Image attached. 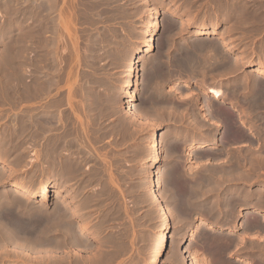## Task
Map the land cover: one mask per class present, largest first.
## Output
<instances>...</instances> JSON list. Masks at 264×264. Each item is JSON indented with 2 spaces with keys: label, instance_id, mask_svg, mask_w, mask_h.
I'll use <instances>...</instances> for the list:
<instances>
[{
  "label": "rangeland",
  "instance_id": "obj_1",
  "mask_svg": "<svg viewBox=\"0 0 264 264\" xmlns=\"http://www.w3.org/2000/svg\"><path fill=\"white\" fill-rule=\"evenodd\" d=\"M47 1H49V0H46V1L40 0L41 6H42L41 7L40 2L38 0L37 1L36 0H26L24 2H23V0H5V1L0 0V2H1L0 3V20H1L0 21V31H1L0 32V73L2 75H4V77L0 76V85H1L0 86V91H1L0 92V109H1L0 110V116L3 114H6V115H4V118H3V116H1L3 119L0 117V129L4 128L0 131V133L1 132L4 133V134H0V138L2 137L1 138L2 140L0 139V158H1V155L5 153L3 155L4 157L3 156L2 157L3 158L6 157L7 161L10 162V166H12L14 168L13 172L17 171V173L16 172H14V173L9 172L8 171L9 167H7V166L1 167L0 166V173H1V177H0V192H1V194H0V196L5 195L7 198L10 197V198H8L9 201H12L14 199L15 201L14 200L13 201H14V204L16 206L18 205V202H20V203L23 201L26 202V203L23 202L25 208H22L23 207L22 203L19 204L17 207L15 206L14 215L16 216L19 214L18 215L19 217L16 216L18 219L24 221L25 223L28 222V224H25L27 227V228L26 227L25 228L27 230L25 229L26 231L22 232L23 234H24V232L26 234H24V237H23V234H21V236H20L21 240L23 238L22 242L25 243L26 247H24L23 249H21V248L18 249L16 247H14L13 244L6 245L5 246L6 248H4V249H1V247H0V256H1L0 257V264H2V263L3 264H12V263H15V264H18V263L19 264L20 263L21 264H33V263L34 264H36V263L37 264H190L191 263L190 258H192V256H193V259H195L198 264H210V263L212 264L213 262H214V264H224V261H220V260L221 259L223 260L224 257H228V256H230L231 259L230 258H227V259H230V262H232L233 264H238L239 262H241V264L242 263L244 264L245 263L244 261L247 262L250 260H252V261H250L251 264L252 263L258 264V261L260 262L259 264H261V263L264 264V260H262V262H261L259 257L257 256V255L260 256V254L262 252L263 257H261V259H264V247H263L264 245L260 244V243L264 242L263 241L264 232L259 231L260 232V234H259V232L256 229H253V230L251 229V230H248V232L250 231L248 233L247 230H245L243 228V226H244L243 222L245 224L246 223L245 221L248 220L247 219L244 221V219L247 218V215L249 214V213L246 214L245 215L246 217H244L243 212H246V211L249 212L253 208L257 207L256 203L254 204V201H255V191H256V188H257V185L259 182V180L257 179L259 169L257 170V166H256L257 165V163H256L257 159L255 160V158H256V155L258 154V153L256 154V150L258 151L260 148L259 144H258V142H259V139H258L259 134L258 133H260L261 131L259 132V130H262L264 132V127H263L264 126V121H263L264 120V108H263L264 105L262 104L263 107L259 106L257 104V102L255 104H253L256 101L255 96H256V92H257V89L255 88V80H256L255 78H257V77L254 76V73H255L256 68H257L256 58L260 55H264V0H215V2H214V0H159V1L158 0H151V1L150 0H147V1H145V0H141V1L140 0H134V1H132V0H118V1L110 0L112 3L109 2V4L105 3L104 0H96L97 3H96V1L94 2V0H90V1L87 0V2H86V0H85V2L82 0H79V2H81V4H79L77 2V0H75V2L73 0H70L71 1L70 3L72 5L69 4V0L68 1L67 0H64V1L61 0L60 4L65 3V4L61 5L62 6L61 8H63V10H64V7L65 8L68 7V10L66 9L64 11H61V13H60L61 15H66L69 12V16H68V14L66 16H68L70 19L67 17V18H65V20L63 19L64 16L60 17V19H59L58 16H60V14L59 15L57 13H56V15L50 14L49 11H47V9H46L47 8L46 6L48 5V4H46ZM101 1L104 4H106L107 6L106 5L103 6V3H101ZM136 1H137V4H136ZM154 1H156V2H154ZM7 2L9 4H7ZM36 2L37 3L39 2V3L37 4ZM42 2H43V5H42ZM88 2H90L89 4H91L90 5L91 7L94 4L92 7L93 11H92V9H89L91 7L89 6ZM121 2H122V5H121ZM230 2H231L233 7L228 6V4L231 5ZM67 3H68V6H67ZM114 3L116 4V7H115ZM73 4H75V5H73ZM78 4L81 6H79ZM95 4H97L96 7L98 8L97 9V12L99 11L98 13H95V11H96V9H95L96 7H94ZM132 4H134V5H132ZM221 4H223V5H221ZM76 5L78 6V9H79L78 13H75L76 12L75 9L71 8L72 10H74L73 12L71 11V9H69L70 7L74 8ZM84 5H88V6H85V7H87L86 10H85ZM100 5H102V6H100ZM135 5H137V6L139 5V6L137 7ZM186 5L187 6L189 5L190 10L188 9V7ZM195 5H196V7H195ZM27 6H28V8H27ZM36 6H38L39 10L37 9ZM119 6L121 9L122 8H124V9H122V10L119 9ZM127 6H128V8H127ZM43 7H45L46 10H44ZM101 7L103 8L102 9L103 12L101 10ZM139 7H140V11H142V12L139 11ZM81 8H83L81 10L83 13L79 12ZM104 8L106 9L105 12H104ZM149 8H150V10H149ZM182 8H183L185 13L183 12V10H181ZM195 8H197V9H195ZM16 9H18V10H16ZM32 9H33V11H32ZM36 9L38 10V13H39V15H38L39 19H38L37 23L39 24V28L41 27L39 29V31L43 29L41 32H39L40 34H39L38 41L34 40V37H33V35H34L33 34V27L36 24L34 21L35 14L37 13ZM87 9H89L88 12H87ZM126 9H128L129 11L131 9L132 13L128 14L126 12ZM142 9H144V10L147 9V10H149V12L144 11ZM209 9L211 12L209 11ZM222 9H224V10L222 11ZM109 10L112 13L111 17H110L111 13L108 12ZM123 10H125L127 15H124ZM154 10H156V12H157L156 17H154V14H153ZM191 10H192V12H190ZM65 11L66 12L68 11V12L66 13ZM114 11H115V14H117L116 15L117 17L114 16L115 15ZM117 11H119V12L117 13ZM134 11H136L137 13ZM193 11H195V12H193ZM208 11H209V13H208ZM33 12H34V14H33ZM100 12H101V14H100ZM106 12H108L109 14ZM222 12H223V15H222ZM73 13H75L74 16L76 15L75 19H74ZM79 13L81 16L79 15ZM87 13L89 15L90 14H92V15L89 16ZM41 14H42V17L44 19H41L42 18ZM49 14L51 16L52 15L55 16L54 20H56V23H58L59 25L60 24L62 25L65 21L67 22V20H70L69 22H67L68 25L65 24L67 30H66V28H64L65 26L64 27L61 26L60 29L63 32L61 31L62 34H61V32L59 34H57L58 36L61 34L60 36H62V37L59 36L56 39V37H54L56 34L52 33L53 32L52 30L50 31L48 25L46 27L44 22L41 23L42 21L45 20V18H47L46 15L50 16ZM70 14H72L73 17H71ZM96 14H98L100 17L97 16ZM83 15L85 17H82ZM132 15H134L135 17ZM208 15H209V17L212 16L211 17L212 20L215 19L216 17L219 19V25L217 28L218 33L217 34H211V35H205V36H207V38H209V40H212V41H219L220 42L222 40L223 41L226 40L225 45L219 46V49L222 53V54L219 53V55L224 57V58L226 57V59L229 57L228 60L230 61V60H232V55L234 56V54L236 53L235 55L238 54V55L246 56L250 61H252V64H250V65H247L248 63L238 64V65H240V66H237V68L239 70L236 68L238 71H236V69H235V71H232V72L229 71V73L231 75L227 74L228 72H226L227 75L223 74V75H221L222 77L221 76L216 77L217 78L216 81L212 82V84L215 86L220 85V84H221L220 85L221 87L223 86L222 88L226 92L225 98H227V93L229 92L228 95H230V98L228 96V98H227L228 100L224 98L221 101V103L219 102V105H221V106H223V105L225 106L226 104H227L226 106L230 105L231 98H232V91H233L234 87H237V90H238L237 92L239 93L238 103L240 104V106L237 103V106L235 107V109H237V110H235L233 112V121L235 119L234 113L237 111H238V113L240 112L241 114L243 112V114H244L243 117L239 118L242 121H244L246 119L245 115H247V114H251L252 112L253 113L256 112L254 114L255 116L257 114L256 121L254 122L253 119L251 120L252 125H251V123L250 124L242 123V125L244 127H248L250 130H254L255 132L252 134L243 133V135H244L243 138L241 137V138H239V140H235V142H234V140L231 141V140H228L225 137H223V135L225 133L224 131L227 130V128L225 126V125H227V122L225 123L224 120H222V118H218V117L215 118V116L211 117L212 115H210L208 117L206 116L208 118V120L213 122L210 125L211 129L206 131L207 133L205 132L206 134L205 133H203V134H195V133L191 134V124L188 122V120L191 119V117H198V115H195L194 112L191 113L192 112L191 111V92H193L195 90V87H196V84L198 81L195 80L191 83V81H190L191 75L189 76L188 73L185 72V69L182 71L180 68L181 72H180V70H177L174 72V69L179 68V67L176 68L178 66L176 61H177L178 55H180L182 53L181 50L178 49V46H180L178 43H180L181 40L183 41V40H186L189 38L187 40V41H189L191 38H193V35L191 33L194 31V25H196L197 23H200L201 20L204 19L203 23L209 25L212 20L210 21L209 19H207ZM91 16H93V17H91ZM106 16L108 17V19ZM113 16H114V19H112ZM130 16H132V18ZM78 17L81 18L82 20L79 19ZM71 18H73V19H71ZM87 18L88 19L90 18V20H88ZM109 18H111V19H109ZM117 18H119V19H117ZM122 18L124 20H127V23ZM144 18H145V21L143 22L142 20H144ZM180 18L182 19V21H184L186 19H192L193 23L191 24V22H187L184 24L182 22V24H181L180 23L181 20H179ZM116 19L118 21H116ZM57 20H58V22H57ZM60 20H62V21L64 20V22L62 23V22H60ZM168 20L169 21L172 20L174 23H172V21L169 22ZM175 21H177V22H175ZM83 22H85V23H83ZM93 22H94V24H93ZM130 23H132V24H130ZM69 24H72V26ZM73 24H76V25H73ZM120 24H122V25H120ZM180 24L184 25V26L181 27ZM42 25H45L44 26L45 28L42 27ZM125 25H127V26H125ZM164 25H166V26H164ZM132 26L134 29L132 28L133 29L132 30L131 28H129V30H128V27H132ZM179 26H180V28H179ZM9 28H10V30H9ZM71 28L75 29L76 31L72 30ZM184 28H185V30H183ZM229 29L232 30V32ZM68 30H70V31H68ZM49 31L51 32L50 36H49V33H50ZM125 31L126 32L130 31L131 33L132 32L133 33L131 34L129 32L130 33L129 34V33H126ZM45 33H47V34H45ZM150 33L153 35L152 38H154L155 45L157 48L155 47L156 49L154 48L153 51H151L150 53H143L142 48L144 47L145 43L147 42ZM43 35H45V36H43ZM171 35H173V36H171ZM216 35H217V37L215 38ZM51 36H53L54 39L51 38L53 40L50 39ZM112 36H114V37H112ZM128 36H130L131 38H129ZM165 36L167 38L170 37L172 39V41L170 38H168L169 40H167V42H164L163 44H161V41L163 38H165ZM210 36L211 37L213 36L214 38L213 37L211 38ZM160 39H161V41H160ZM217 39H219V40H217ZM49 40L51 43L49 42ZM57 40L58 41L60 40L61 42H58ZM53 41H54V43L57 41V43H55V44L59 45V47L57 45H55L53 43ZM35 42H38V43L35 44ZM108 42H110V43H108ZM172 42H174L173 43L174 45L172 44ZM157 44L159 45V47ZM167 44L171 47H168ZM229 44L232 46H230ZM160 45H161V47H160ZM172 45L175 47H173ZM227 45H229V46H227ZM50 46H51V48H50ZM54 46H56L55 49L57 51L59 50L58 52L56 50H54ZM162 46H165V47H162ZM219 49H218V51H219ZM51 52H53V53H51ZM169 52H170V54H169ZM49 53H50V55H49ZM54 53H56L57 56H56V54L54 55ZM173 53L175 54V56ZM42 54H43V56H42ZM172 54H173L174 58H173ZM176 54H177V56H176ZM48 55H49V57H48ZM140 55L143 56L141 63H143L144 66H142L143 64H141V63L136 65L134 75H133V78L135 79V85L137 84V82H136V80L138 78L137 74L139 73L140 69L144 68L145 72L147 71V73L148 72L150 73V74L148 73L147 76L149 75L148 77H150V79H151V80L149 79V81H151L150 82L151 87L154 86V85H152L153 83H156V86L152 87V89L154 90L155 87H157V85H158V87H157L158 91L157 92H159V93H157V94H160L159 95L160 99L158 100V98H159L158 97L157 99H155L154 103H152V104L146 103V99L148 98V96H145V95L148 94L147 92H145V94L142 93V95L139 96L138 106H139L141 113L144 115V118H142V119H140V118L138 119V118L132 116L125 108L127 105L126 102H127L128 93H129V89H127L125 87L126 80H127L126 79L127 78V75H126L127 74V67L129 64L128 62H130L131 59H134L135 57H138ZM159 55H162V56L164 55L163 57L161 56V60L163 62H165L167 60V62L163 63L162 68L160 66H158V68H161L160 69L161 72L166 70L165 68H167L168 66L170 68H172V70H173V72H172L173 74H171V75H174V76H171L169 78L168 77L166 78V76H163L165 81L162 79H156L155 77L151 78L152 77L151 75L153 74L152 72H154V70L157 69V67H155V66H157V64H155V62H157L158 58L160 57ZM37 57H38V59H37ZM154 57H156V58H154ZM164 58H165V60H164ZM170 59L172 61H170ZM61 60H62V63H61ZM174 61H175V63H173ZM41 62H42V64H41ZM44 63H45V65H44ZM37 64H38V67H37ZM145 64H146V66H145ZM154 64H155V66H154ZM44 66L46 68H44ZM49 66H50V68H49ZM60 67H61V70H60ZM54 68H55V71H54ZM57 68H59V69H57ZM146 69H148V70H146ZM10 70H12V71H10ZM36 72H38V73H36ZM41 72H42L43 76L41 75ZM9 73L11 75H9ZM35 73H36V75L38 74L37 76L40 79L42 78L41 80L39 79L40 81H44V79L46 77L45 82L47 83V85H49V86L52 85L50 87L51 89L48 88L46 91L48 93V95H47V93L45 96L43 95L44 98L42 97V99H44V100L41 101V105L44 102L46 103V106L48 107L47 110L50 107L52 108V109L50 108L46 112V115L48 114L50 118H52L51 116H54L55 118H57L56 117L57 112H58V114L61 115L64 112V109L66 110L61 115V117H59L60 115L58 116V118L59 119L61 118L62 121L64 119L65 123H63L61 120L58 121L57 125H56V127H58V130H56V128H55V129H53V131H51V134H50L51 140L49 139V141H51V143H54V140H58V142H60V144L58 143L59 149L56 151V153H54V155L52 154L53 146L51 147L52 144L48 140H47V142L45 140V142L48 144H45L44 141H41L40 145L39 144L37 145V148H36V145L33 146V143H31L32 139L26 140V139L31 138V130H30L31 127L28 124H30L29 119H30V116L32 115V113L30 111L33 110V107H34L33 103L35 102V100H33L34 98L32 97L30 85L33 84L32 78L34 77ZM50 73H51V75H50ZM251 73H252V75H251ZM12 74H13V76H12ZM54 74L56 75V77ZM175 74L177 75V78L180 79V81L176 78ZM162 75H163V73H162ZM245 75H248V77ZM232 76H234V77H232ZM262 77H264V76H262ZM154 78H155V80H154L155 82L152 81ZM227 79L229 82L227 81ZM247 79H249V80H247ZM57 80H58V82H57ZM156 80H158V81H156ZM260 80L263 81L264 78L260 77ZM6 81L9 82V87L12 86L13 88L16 89V91H15V89H12V87L9 89L8 86H6V85H8V83ZM159 81L161 83L163 82L162 85H159V84H161ZM177 81L179 82L180 85L176 87L175 83H177ZM218 81L220 84H218ZM220 81H222V82H220ZM3 82L4 83L6 82L5 83L6 85ZM185 82H187V83H185ZM242 82H243V84H242ZM249 82L252 85H250ZM184 83L186 84V87H182L184 85ZM239 83H241V84H239ZM2 84H3V86H2ZM191 84L193 85L194 88H191L192 87ZM54 85L55 86L57 85L58 87H55ZM243 85H245V86H243ZM248 85L251 86L252 88L249 87ZM76 86H78V87H76ZM241 86H243L244 88ZM5 87H6V89L4 90L5 92H2L3 91L2 88H5ZM69 87H71V88H69ZM160 87L162 90H160ZM239 87H241V88H239ZM27 88H30V90H28ZM197 89L198 88L196 87V90ZM50 90H52V91H50ZM153 90L150 89L151 92H153ZM163 91H165V92H163ZM10 92H13V94ZM49 93H50V95H49ZM162 93H164L165 96ZM6 95H7V97H6ZM68 95L70 96V98L73 101L71 99H69ZM170 95L173 99L168 97ZM58 96H60L62 98H58ZM64 96H66V97H64ZM2 97L4 98L3 102L5 100V97L7 98L6 100L9 101L8 104H6L7 103L6 100L3 104ZM30 97H31V100H33L34 102L28 99ZM104 97H106V98H104ZM166 97L169 99V102L166 100L167 99ZM241 97H244L246 99V101H244L245 99H243V101H242ZM22 98H24V99L22 100ZM60 99L61 100L63 99L62 102L63 101H65V102L62 103ZM163 99H165V101H163ZM170 99H172V100L170 101ZM56 100L58 102L57 105H56V103H57ZM143 100H145V102ZM251 100L253 102H250ZM15 101L16 102L18 101L19 103L17 102L18 104H16ZM52 101L55 103V105ZM66 101L69 102V104L68 103L66 104ZM247 101H249L248 102L249 105L247 104ZM30 102H33L32 103L33 105ZM48 102H49V106H48ZM155 102H157V103H155ZM14 103H15V106H14ZM50 103L51 104L53 103L52 106L50 105ZM59 103L60 104L62 103V104L60 105ZM158 103H159V105H158ZM175 103H176L177 107L175 106ZM246 104L248 105V107ZM3 105H6V106L4 107ZM16 105H18V106H16ZM38 105H40V104L38 103ZM41 105L38 106L39 108L38 107L37 108L40 109ZM69 105H71V107ZM153 105L155 108H153ZM250 105H252L253 107H251ZM167 106H170V108ZM172 106H174V108ZM185 106H186V108H185ZM241 106H243V107H241ZM13 107H15V108H13ZM17 107H20V108H17ZM30 107H31V109H29ZM57 107L59 108V110L61 109L60 110L61 112L59 110L57 111ZM189 107H190V109H189ZM240 107L242 108L241 110H240ZM5 108H6V112H5ZM26 108H28V111L29 110L30 111L28 112ZM73 108H75V109H73ZM148 108H151V109H148ZM164 108H167L170 111L169 112H167V110L164 111ZM205 108H206V106H205ZM248 108H249V110H248ZM23 109H25L26 111L25 110L21 111ZM55 109H56V111H55ZM82 109L83 110L85 109L84 110L85 113L87 112V114H89L88 118L85 117L87 114L83 113L84 111L82 112ZM10 110L11 111L13 110L12 113ZM62 110H63V112H62ZM72 110L77 114H74ZM173 110H174V112L175 111L176 112L173 113ZM257 110H262L261 113L263 115L262 116L263 118L259 117L261 119V121H260V119L257 118L258 117V111ZM79 111H80V113H79ZM155 111L156 112L159 111V112L156 113ZM162 111H164V112H162ZM171 111H172V113H171ZM249 111H250V113H249ZM19 112L21 115L25 114V112H27V113H26V116L22 115L23 117H21V115L19 114L20 115V118H19L18 117ZM22 112H24V113H22ZM177 112H179V114ZM201 112L203 114L208 113V111L205 109L202 110ZM13 113H14V116H13ZM78 113L81 115V118L80 117L77 118V115H79ZM15 114L17 116H15ZM28 115H30L29 118L27 117ZM65 115L67 118L66 117L62 118ZM131 116H132V118H131ZM70 117H74L75 119H73V118L71 119ZM21 118L22 119L24 118V120H22ZM93 118H94V121H92ZM212 118H213V120H212ZM214 118H215V120H214ZM217 118L219 120H217ZM243 118H244V120H243ZM17 119H18V121H20V123L17 121ZM68 119L73 120V122L71 120L69 121ZM78 119H80L79 121H81V119H82V122L77 121ZM86 119L88 122L86 121ZM239 119H237V121ZM74 120L78 124L76 122H74ZM83 120L88 125L90 124L89 128L87 127L88 125ZM26 121H28V122H26ZM221 121H222V123L223 122L224 123L222 124ZM22 122H23V125H22ZM25 122L27 124H25ZM71 122H72L73 128L72 127L70 128ZM83 122L85 123V126H84ZM93 122H94L95 126L92 125ZM95 122H97V124ZM214 122H217V123L222 124V125L217 126L216 123L214 124ZM234 122L236 124V121H234ZM81 123L83 124V126H81L82 125ZM257 123H259L261 125L263 123V125H262L263 129L261 128V125H259ZM7 124H8V126H7V128H5V126ZM16 124H18V125H16ZM19 124H20V126H19ZM74 124H76V125L74 126ZM1 125H3V126H1ZM66 125H67V127H66ZM238 125L236 124L237 129L241 131V127H240L241 124H238ZM22 126L23 127L25 126L27 129L25 127H24V129H22L23 128ZM62 126H63V128H60ZM91 126H93V128ZM219 126L222 129H223V127H225V130L223 129L224 131L220 135L214 134L213 130L215 131L217 128H219ZM257 126H259V128H261V129H258ZM8 127H9V130H8ZM83 127H87L88 129L87 128L84 129ZM90 127L92 128V130L90 129ZM13 129H15V131ZM16 129L18 132L22 131L23 135H21L22 134L21 132L18 133L20 136L16 133L18 135L17 137H19V138L15 139L16 136H14V134H15V132H17ZM19 129H20V131H19ZM73 129H75L76 131ZM77 129H78V131L82 130L79 133L80 135L77 134L78 133ZM89 129L92 131V133L90 132ZM59 130H61V131H59ZM64 130H67L66 131L67 133ZM68 130H70V131H68ZM87 130H89V131H87ZM162 130L166 131V137H165V141L163 142V147H164L163 150L164 151H162V153H161V157L163 156L164 158H161V160L163 159L162 160L163 162L162 161H160V162L163 163L162 164L163 168H166L167 171H166V169L164 170L166 172H164L165 176H164V181H163V184L161 187V191H163V192H161V193H163L162 197L164 196L163 200H165V202L168 204V206L171 209L170 210V220L171 221L169 222L170 227L168 230V236H169V241H170L169 245L165 251L159 253V240H160V235H161V233H159L160 232V230H159L160 215L157 212L159 207H158V205H155L152 198L150 199L151 196L147 193L148 192L147 187L149 185V181H150L149 178L151 175V171L157 164V163L155 164L151 160L150 144H152L156 135L157 134L159 135V133ZM83 131H84V133H83ZM73 132L77 135L75 136V134ZM57 133H58V138H57V135H55ZM71 133H73V135ZM83 134H84V137H82ZM60 135H61V137H60ZM62 135H64V136L66 135V136L64 137ZM90 135H91V137H90ZM4 136H6V137H4ZM27 136L30 138H28ZM77 136L78 137L81 136V139L83 140L82 145H80L82 142V141L80 142V140H81L80 137L78 138ZM53 137H55V138H53ZM62 137H63V139H62ZM71 138H73V139H71ZM210 138H214V140H215L213 143L214 145H212L210 148H205V149L190 148L191 141H193V140L203 141V140H207ZM22 139H23V141L24 140H26V141L22 142ZM13 140H14V143H13ZM77 140H78V143H76ZM17 141H18V143H16ZM220 141H221V143H220ZM25 142L29 143V144L27 143L28 147L25 145ZM61 142H64V143H61ZM1 143H2V145H1ZM20 143H22L23 145L22 144L21 145L23 146V148H27V150L23 149L22 146L20 145ZM42 143H44L46 146L43 145ZM31 144H32V146H29ZM77 144L79 146H81L82 148L78 147ZM218 144H220V145H218ZM65 145H67V146H65ZM257 145H258V147H257ZM3 146H4V149L2 148ZM14 146H16V147H14ZM39 146H41V148L42 147L43 148L41 149ZM72 146H74V147H72ZM19 147H21V150H18L20 152L17 151V148L20 149ZM69 147H71V148H69ZM33 148H34V150H33ZM216 148H224L225 154H219V155L216 154L214 152ZM9 149L11 151H9ZM29 149H31V150H29ZM43 149H44V151H42ZM49 149H51L52 151ZM45 150H47V151H45ZM72 150H75V151H72ZM26 151H27V156H26ZM33 151L35 152V154ZM48 151H49V153H48ZM61 151H62V153H61ZM76 151H78V152L76 153ZM37 152H38V154H37ZM70 152H71V154H70ZM229 152H232V153L229 154ZM14 153L17 155L12 156V155H15ZM42 153H44V154H42ZM46 153H48V154H46ZM58 153H61V154H58ZM68 153L70 154L69 158L66 155ZM20 154H21V156H20ZM55 154H57V155H55ZM45 155H47V156H45ZM48 155H49V158H48ZM230 155H232V156H230ZM240 155H242V156H240ZM37 156H38V158H37ZM52 156L54 158L53 159L51 158V160H50V157H52ZM235 156H237V157H235ZM27 157L29 159L28 161L25 160ZM29 157L31 159L36 158V160L32 161ZM41 157H43V158L41 159ZM15 158H17V159L15 160ZM61 158L64 160L62 161ZM231 158H232V160H234V163L232 162ZM19 159L21 160V163L23 162L22 163L23 165H20L21 163L19 162L20 161ZM57 159H59V160H57ZM229 159L231 161L230 163L228 161ZM72 160H73V162H72ZM236 160L238 163H236ZM249 160H251V161H249ZM57 161H60V162L58 163ZM67 161H68V163H67ZM24 162H25V164H24ZM48 162L51 163L50 166L48 165ZM61 162L66 163V164L63 165V163H61ZM54 163H55V165H54ZM72 163H74V164H72ZM40 164L41 165L44 164V165L41 166ZM60 164H62V167H60L61 166ZM227 164H229V165L227 166ZM239 164H241V165H239ZM47 165L49 166L50 169H48ZM229 166H230V168H229ZM234 166L238 167V169ZM12 167H10V168H12ZM70 167H72V168L70 169ZM65 168H67V170ZM53 169H55V170H53ZM228 169H230V171ZM235 170H237V171H235ZM228 171L231 173V174L229 173L230 176H229V174L227 175ZM263 171L264 170H262L261 173H263ZM2 172H4L5 174H7V173H9V174L5 175ZM234 172H236V173H234ZM242 172L243 173L245 172V173L243 174ZM242 174L243 175L247 174L245 176L246 178H243L244 176ZM28 175H30V176H28ZM63 175H64V178H63ZM239 176H241V181H240ZM247 176H248V178H247ZM263 176H264V174L262 175V179H264ZM27 178L28 179L30 178L29 179L30 181L31 180L32 181L34 180V181L30 182L29 180H27ZM230 178H232V179H230ZM23 179H24V181H23ZM242 179H243V181H242ZM214 180H216V181H214ZM15 181H22L24 187L26 186L29 189L31 188L35 192H38V186H39L38 181L40 183L43 181H47L50 184V191L48 192L46 197L34 196L31 198H27L28 199L27 200V199H25L26 197L12 193L11 189H12L13 183ZM224 181H226V183ZM245 181H247V182L245 183ZM249 181H251V182H249ZM62 183H63V185H62ZM227 183H228V186H227ZM51 184H53V185H51ZM229 185H231V187ZM61 186H63V187H61ZM6 187H8V188H6ZM244 187H246V188H244ZM4 188H6V189H4ZM242 188H244V189H242ZM248 188L249 189L251 188V189L249 190ZM231 189H232V191H231ZM246 190L250 191L249 192L250 196L248 198L247 206H242V204H241L242 198L241 197H243L244 191L246 192ZM67 192H68V194H67ZM241 192H243V193H241ZM224 193H225V195H224ZM8 195H10V196H8ZM219 195H221V196H219ZM227 195H229V196H227ZM58 196H60V197H58ZM18 197H19L20 201H18L19 200ZM215 197H216V199H215ZM229 197H231V198L233 197V200ZM56 198L57 199L59 198L58 200L60 201V204ZM71 198H73V199H71ZM216 200H217V202H216ZM41 202H43V204L45 206L44 211H43V216H39L38 211H37V209L39 208L38 206H39V204H41ZM221 202L223 204H221ZM251 202H253V203H251ZM232 203H234V205H232ZM27 204H28V206H27ZM220 205L221 206L223 205V206L221 207ZM33 206H34V208H33ZM53 206L56 209H53ZM58 206H60L61 209H59L60 207H58ZM62 206H63V209H62ZM74 206H76V207H74ZM227 206H228V208L230 207V209L226 208ZM30 207H31V210L33 209L32 211L30 210ZM64 207H66L67 209H64ZM238 207H239V209L237 210ZM78 208H79L78 213L75 212L76 214H74L72 211H75V210H73V209H76V211H77ZM225 208H226V211H225ZM22 209H24V210H22ZM68 209H69V212H67ZM233 209L237 210V211L235 210L237 212V214ZM245 209H246V211H243ZM27 210L28 211L30 210L29 211L30 213L27 212ZM57 210L58 211L64 210L65 213L69 214V215H67V214L66 215H67V220L69 219L70 221L68 220V224L65 228L56 227L57 230L55 228V233L57 232V235H58L57 237L59 238L58 239L59 242H57L55 244L56 247L55 246L54 247L49 246L46 248L45 244H47V246L49 245L47 241H48L49 236L51 234V231L49 234L48 229H47L49 226V223H50L48 220L52 221L55 218ZM222 210H224V211H222ZM33 211H34V214L32 213ZM46 211H47V213H46ZM238 211L240 213H238ZM71 212H72L73 216L72 215L70 216ZM219 212H220V214H219ZM20 213L22 216L20 215ZM229 213L230 214L234 213L235 216L232 214V217H231ZM251 213L248 215L249 218H251L252 216L254 217L255 215H256L255 217L258 216L257 214H253V213H252V216H250ZM44 214H45V216L48 214L47 215L48 217L46 216V218H44L45 217ZM24 216H27L28 218H26V217L23 218ZM37 216H38V218H37ZM210 216H212V217H210ZM213 216H216V217H213ZM33 217L35 218V221L33 220L34 219ZM50 217L51 218L53 217V218L51 219ZM253 217H252V219H253ZM203 218H204V220H207V222H209L211 226H209L208 224L207 225L205 224L203 226L202 225L198 226V224L200 223V219H203ZM227 218L229 221L227 220ZM23 219H25L27 221H25ZM38 219H40V223L37 222V221H39ZM83 219L85 220V223L89 225L88 228L90 230L89 229H82L81 227H78L79 225H77V224L84 222ZM223 219H225V220H223ZM230 219H231V223H230ZM235 219L238 221V222L236 221V227L234 228L235 231L234 230H232V231L218 230L216 228L217 224L223 223L225 221H226V223H224V224L231 225L232 221ZM46 221H48V222H46ZM30 222H32V223L30 224ZM37 224H39V226ZM240 224H242V225H240ZM28 225L32 226V227H29ZM73 226H75L76 228ZM44 227L46 229V232H45ZM37 229H40L39 232H37L38 231ZM62 229L63 230L66 229L65 230L66 232L63 231ZM79 231L81 233L82 232L83 233L79 234ZM71 232H73V233H71ZM236 232H238L240 234H238ZM42 233H43V235H41ZM179 233H181L182 235L181 234L179 235ZM242 233H246V234H244V236H243ZM255 233H257L256 234L257 237L259 236L258 238L256 237ZM261 233L263 235H261ZM223 234H224L226 239H228V238H230L231 240L239 239V243L240 242L241 243L240 244L239 243L234 244L231 247L230 246L224 247L222 244H219L218 241L217 242L216 241H210L207 238V237H210V236L213 237V235L214 236L216 235L217 237L220 236L219 238H223L224 240H226L224 237H222ZM249 234H251V235H249ZM26 235H27L28 239L26 238ZM29 235H30V237H29ZM80 235H83V236L80 237ZM228 235H230L231 237H229ZM233 235H234V237L237 235L238 236L236 238H234V237H232ZM239 235L241 237L242 236L243 237L241 238V237H239ZM245 235H247V236L245 237ZM261 236H262V238H260ZM46 237H47V239H46ZM40 238H41V241H40ZM73 239H75V240H73ZM206 239L208 240L209 245H211V246H209V248H208V242ZM241 239H243V241H241ZM70 240H72V241H70ZM77 240H82L84 245H78L76 242ZM245 242H247L248 244ZM37 243H39L40 246L37 245ZM212 243L213 244L215 243V244L213 245ZM244 243L247 245H245ZM251 243L253 244V246H251L252 245ZM258 243L262 246V249L260 248L261 246ZM216 244H219V245H217V246H220V247H218L219 250L216 248ZM29 245H31V247ZM236 245H238V246H236ZM240 245H242L244 247H242ZM249 245L251 247H249ZM32 246H34V248ZM41 246L43 247V249L41 248ZM212 246L213 247L215 246V248H213L215 251H212L213 250ZM12 247L14 248V251H13ZM44 247H45V249H44ZM237 247H238V249H237ZM239 247H241L243 250ZM253 247L255 249L260 248L261 250L260 249L255 250V249H253ZM52 248H53V250H52ZM225 248H227L228 251ZM230 248H235V250L230 249ZM30 249L31 250L33 249V250L31 251ZM41 249H42V251H41ZM49 249H50V251H49ZM182 249H184V250H182ZM3 250H5V251H3ZM37 250L39 251L40 256L35 254V251H37ZM56 250H58V251H56ZM181 250L183 251L182 254H180ZM22 251H23V253H22ZM43 251L48 253L50 256L46 253H43ZM219 251H221L220 254L217 253ZM223 251L225 254L223 253ZM232 251H235V252H232ZM239 251H241V252L239 253ZM5 252L8 255H6ZM28 252L30 254V258H29ZM32 252H33V254H31ZM213 252H214V254H213ZM228 252H232V253L229 254ZM16 253L17 254L20 253V254H18V256H16ZM216 253L218 255H221L223 253L224 256L223 257L221 256V258L220 257L218 258V255ZM227 253L229 255L226 256ZM14 255L16 258L14 257ZM252 255H255V256H252ZM7 256H9V257H7ZM20 256H21V259H20ZM27 256L30 260L29 261L30 263L28 262ZM32 256L35 258H33ZM36 256H37V258L40 257L41 259L40 258H39L40 260L37 259ZM177 256H179V258H177ZM182 256H184V257H182ZM209 257L211 258V260H209L210 259ZM26 258H27V260H25ZM252 258H254V259H252ZM242 259H243V261H242ZM18 260H20V262ZM23 260H25L26 262ZM35 260H39V262H37ZM179 260L182 261V263ZM255 260L257 261V263ZM216 261H218V262H216ZM250 263H248V264H250ZM245 264H247V263H245Z\"/></svg>",
  "mask_w": 264,
  "mask_h": 264
},
{
  "label": "bare ground",
  "instance_id": "obj_2",
  "mask_svg": "<svg viewBox=\"0 0 264 264\" xmlns=\"http://www.w3.org/2000/svg\"><path fill=\"white\" fill-rule=\"evenodd\" d=\"M5 1V0H4ZM24 1H26V0H23V2ZM37 1V0H36ZM39 2H40V0H38ZM46 1V0H45ZM64 1V0H63ZM62 1V2H63ZM68 1V0H67ZM74 2H75V0H73ZM72 1V2H73ZM82 1H84L85 2V0H82ZM88 1H90V0H88ZM96 0H94V2H95ZM114 1V0H113ZM116 1H118V0H116ZM132 1H134V0H132ZM141 1V0H140ZM145 1H147V0H145ZM151 1V0H150ZM159 1V0H158ZM3 2V1H2ZM38 2V3H39ZM48 2V3H47ZM46 2V4H48L46 7V9H47V11H49V13L50 14H55L56 15V13L59 15L60 13H61V11H64V10H68V7L67 8H65L64 7V10H63V8H61L62 6V4H65V3H61L60 4V2H61V0H49V1H47ZM71 1L69 0V4L70 5H72L71 3H70ZM77 2L79 3V4H81V2H79V0H77ZM86 2H87V0H86ZM92 2V1H91ZM104 2L105 3H107V4H109V2H111L110 0H104ZM120 2V1H119ZM130 2V1H129ZM144 2V1H143ZM149 2V1H148ZM154 2H156V1H154ZM214 2H215V0H214ZM218 2V1H217ZM223 2V1H222ZM225 2V1H224ZM234 2V1H233ZM236 2V1H235ZM1 3V2H0ZM17 3V2H16ZM21 3V2H20ZM28 3V2H27ZM30 3V2H29ZM34 3V2H33ZM37 3V2H36ZM35 3V4H36ZM37 3V4H38ZM90 2H88V4H89ZM96 3H97V1H96ZM101 3H103L102 1H101ZM112 3V2H111ZM110 3V4H111ZM116 3V2H115ZM114 3V4H115ZM128 3V2H127ZM139 3V2H138ZM141 3V2H140ZM146 3V2H145ZM200 3V2H199ZM7 4H9L8 2H7ZM32 4V3H31ZM30 4V5H31ZM78 4V5H79ZM93 4V3H92ZM120 4V3H119ZM136 4H137V1H136ZM144 4V3H143ZM153 4V3H152ZM218 4V3H217ZM227 4V3H226ZM230 4H231V2H230ZM237 4V3H236ZM2 5V4H1ZM22 5V4H21ZM42 5H43V2H42ZM73 5H75V4H73ZM83 5V4H82ZM91 4H89V6H90ZM94 5V4H93ZM93 5H92V7H93ZM96 5L97 4H95V6L94 7H96ZM99 5V4H98ZM104 5H106V4H104L103 3V6ZM118 5V4H117ZM121 5H122V2H121ZM127 5V4H126ZM130 5V4H129ZM132 5H134V4H132ZM140 5V4H139ZM138 5V6H139ZM199 5V4H198ZM201 5V4H200ZM221 5H223V4H221ZM8 6V5H7ZM17 6V5H16ZM32 6V5H31ZM35 6V5H34ZM39 6V5H38ZM38 6H36L37 7V9L39 10V8H38ZM40 6H41V2H40ZM67 6H68V3H67ZM79 6H81V5H79ZM85 6H88V5H84V7ZM100 6H102V5H100ZM107 6V5H106ZM105 6V7H106ZM131 6V5H130ZM135 6H137V5H135ZM137 6V7H138ZM142 6V5H141ZM187 6V5H186ZM217 6V5H216ZM227 6V5H226ZM228 6H231V7H233L232 6V4L231 5H229L228 4ZM20 7V6H19ZM42 7V6H41ZM70 7V6H69ZM91 7V6H90ZM92 7L91 8H89V9H92ZM109 7V6H108ZM115 7H116V4H115ZM118 7V6H117ZM188 7V9L190 10V8H189V5L187 6ZM191 7V6H190ZM195 7H196V5H195ZM221 7V6H220ZM225 7V6H224ZM11 8V7H10ZM27 8H28V6H27ZM33 8V7H32ZM44 8V10H46L45 9V7H43ZM75 9L76 10V12L75 13H78V6L76 5L74 8L73 7H70L69 9ZM86 8L87 7H85V10H86ZM127 8H128V6H127ZM148 8V7H147ZM192 8V7H191ZM242 8V7H241ZM34 9V8H33ZM33 9H32V11H33ZM36 9V10H37ZM71 9V11L73 12L74 10H72ZM83 8H81L80 9V11L79 12H82L81 10H82ZM89 9H87V12H88V10ZM96 9V11H95V13H98L97 12V7L95 8ZM100 9V8H99ZM103 8L101 7V10H102ZM113 9V8H112ZM119 9H121L120 8V6H119ZM118 9V10H119ZM122 9H124V8H122ZM121 9V10H122ZM132 9V8H131ZM131 9H130V11H131ZM134 9V8H133ZM185 9V8H184ZM187 9V10H188ZM195 9H197V8H195ZM216 9V8H215ZM214 9V10H215ZM219 9V8H218ZM225 9V8H224ZM224 9H222V11L224 10ZM11 10V9H10ZM16 10H18V9H16ZM29 10V9H28ZM38 10H37V13H38ZM142 10H144V9H142ZM149 10H150V8H149ZM149 10H144V11H147V12H149ZM170 10V9H169ZM180 10V9H179ZM178 10V11H179ZM181 10H183V8L181 9ZM207 10V9H206ZM213 10V11H214ZM217 10V9H216ZM220 10V9H219ZM230 10V9H229ZM14 11V10H13ZM35 11V10H34ZM42 11V10H41ZM84 11V10H83ZM92 11H93V9H92ZM106 11V9L104 8V12ZM112 11V10H111ZM124 11V15H127V13L128 14H131L132 13V11L130 12L128 9H126V12H125V10H123ZM137 11V10H136ZM136 11H134V12H136ZM139 11H140V7H139ZM138 11V12H139ZM173 11V10H172ZM202 11V10H201ZM209 11H210V9H209ZM209 11H208V13H209ZM221 11V10H220ZM5 12V11H4ZM8 12V11H7ZM24 12V11H23ZM43 12V11H42ZM41 12V13H42ZM66 12V11H65ZM68 12V11H67ZM66 12V13H67ZM102 12H103V10H102ZM108 12H110V10L108 11ZM108 12H106V13H108ZM119 11H117V13H118ZM140 12H142V11H140ZM183 12H184V10H183ZM190 12H192V10L190 11ZM193 12H195V11H193ZM211 12V11H210ZM225 12V11H224ZM3 13V12H2ZM35 14V17H34V21H35V25H34V27H33V37H34V40H36V41H38V39H39V32H41L42 30H40L39 31V29L41 28H39V24L37 23V21H38V15H39V13L38 14ZM45 13V12H44ZM64 13V12H63ZM75 13H73V16H74V14ZM83 13V12H82ZM81 13V14H82ZM91 13V12H90ZM93 13V12H92ZM111 13V12H110ZM123 13V12H122ZM137 13V12H136ZM185 13V12H184ZM228 13V12H227ZM226 13V14H227ZM33 14H34V12H33ZM32 14V15H33ZM43 14V13H42ZM42 14H41V17H42ZM48 14V13H47ZM49 14V15H50ZM68 14V16H69V12L67 13ZM66 14V15H67ZM88 14V13H87ZM86 14V15H87ZM100 14H101V12H100ZM103 14V13H102ZM109 14V13H108ZM114 14H115V11H114ZM120 14V13H119ZM153 14H154V17H156L157 16V12H156V10H154V12H153ZM152 14V15H153ZM45 15V14H44ZM43 15V16H44ZM66 15H61L60 14V16H58L59 17V19H60V17H62V16H64V20H65V18H67L68 16H66ZM71 15V17H73L72 16V14H70ZM79 15H80V13H79ZM89 15V14H88ZM87 15V16H88ZM90 15H92V14H90ZM89 15V16H90ZM97 16H99L98 14H96ZM95 15V16H96ZM104 15V14H103ZM106 15V14H105ZM117 14H115L114 16H116ZM121 15V14H120ZM149 15V14H148ZM192 15V14H191ZM222 15H223V12H222ZM29 16V15H28ZM47 16V18H45V20L44 21H40L41 23H45V25H46V27H47V25H48V27H49V29H50V31L52 30L53 32L52 33H54V34H56L54 37H56V39H57V37H59L61 34H62V30L60 29L61 28V26H65L64 28H66V25H68L67 24V22H69L70 20H67V22L65 23L64 22V20L62 21V20H60V22H64L62 25L60 24H58V23H56V20H54V17L55 16H48V15H46ZM66 16V17H65ZM76 16V15H75ZM74 16V19L76 18ZM81 16V15H80ZM86 16V17H87ZM94 16V17H95ZM112 16V13L110 14V17ZM114 16H113V18L112 19H114ZM119 16V15H118ZM132 16H134V15H132ZM132 16H130L131 18H132ZM141 16V15H140ZM147 16V15H146ZM188 16V15H187ZM9 17V16H8ZM57 17V16H56ZM82 17H85L84 15L82 16ZM91 17H93V16H91ZM100 17V16H99ZM107 17V16H106ZM117 17V16H116ZM135 17V16H134ZM179 17V16H178ZM189 17V16H188ZM191 17V16H190ZM211 17L212 16H210L209 17V15H208V18L207 19H209L210 21L212 20L211 19ZM10 18V17H9ZM8 18V19H9ZM69 18V17H68ZM79 18V17H78ZM104 18V17H103ZM168 18V17H167ZM185 18V17H184ZM31 19V18H30ZM29 19V20H30ZM41 19H44L43 17L41 18ZM58 19V20H59ZM70 19V18H69ZM71 19H73V18H71ZM79 19H81V18H79ZM78 19V20H79ZM86 19V18H85ZM88 19V18H87ZM92 19V18H91ZM107 19H108V17H107ZM109 19H111V18H109ZM117 19H119V18H117ZM116 19V21H118ZM123 19V18H122ZM127 19V18H126ZM148 19V18H147ZM174 19V18H173ZM172 19V20H173ZM203 19V18H202ZM10 20V19H9ZM58 20H57V22H58ZM82 20V19H81ZM84 20V19H83ZM88 20H90V18L88 19ZM93 20V19H92ZM99 20V19H98ZM124 20V19H123ZM134 20V19H133ZM172 20H170V21H172ZM176 20V19H175ZM179 20H181V24H182V22L185 24V23H187V22H191V24L193 23V21H192V19H186V20H184V21H182V19L180 18ZM204 20V19H203ZM203 20H201V22L200 23H197L196 25H194V31L191 33L192 35H193V38H191L189 41H187L188 39H186V40H181V42L180 43H178L180 46H178V49L179 50H181V54L180 55H178V57H177V61H176V63H177V67L176 68H178V69H174V72L175 71H177V70H180V68H181V70L183 71L184 69H185V72L186 73H188V75L190 76L191 75V83L193 82V81H195V80H197L196 82H197V84H196V87L198 88L197 90H196V87H195V90L193 91V92H191V113H195V115H201L203 118H206V115H204L201 111L202 110H207L208 111V113L210 114V115H212L211 117H214L215 116V118L216 117H218V118H222V120H224V122L226 123L227 122V125H225L226 126V128H227V130H225V127H223V129L225 130L224 132V135H223V137H225L226 139H228V140H234V142H235V140H239V138H243V133L241 132L242 131V129H241V131L240 130H238L237 129V127H236V124L238 125L239 123H237L236 122V124L234 123V121H236L235 119H234V121H233V112L235 111V110H237V109H235V107L237 106V103H238V99H239V93L237 92L238 90H237V87H234V89H233V91H232V98H231V102H230V105L229 106H221V105H219V102L221 103V101L226 97V92L223 90V86L221 87L220 85V83H219V81H218V84H220V85H217V86H215V85H213L212 84V82H215L216 81V77H219V76H221V75H223V74H225V75H227V74H230L229 73V71L230 72H232V71H235V69L237 68V66H240V65H238V64H240V63H248L247 65H250V64H252V61H250L246 56H243V55H235L234 54V56L232 55V60H228L229 59V57L226 59V57L224 58V57H222V56H220L219 55V53H221V51H220V49H219V46H222V45H225L226 43H225V41H212V40H209V38H207V36H205V35H211V34H217L218 33V31H217V28H218V25H219V19L216 17L215 19H213L212 21H211V23L208 25V24H204L203 23ZM240 20V19H239ZM1 21V20H0ZM5 21V20H4ZM122 21V20H121ZM120 21V22H121ZM124 21H126V23H127V20H124ZM123 21V22H124ZM135 21V20H134ZM143 22L145 21V18H144V20H142ZM169 21V20H168ZM169 21V22H170ZM178 21V20H177ZM177 21H175V22H177ZM9 22V21H8ZM95 22V21H94ZM94 22H93V24H94ZM150 22V21H149ZM155 22V21H154ZM160 22V21H159ZM7 23V22H6ZM5 23V24H6ZM10 23V22H9ZM75 23V22H74ZM78 23V22H77ZM83 23H85V22H83ZM87 23V22H86ZM90 23V22H89ZM118 23V22H117ZM125 23V22H124ZM125 23V24H126ZM161 23V22H160ZM172 23H174L173 21H172ZM15 24V23H14ZM66 24V25H65ZM79 24V23H78ZM130 24H132V23H130ZM157 24V23H156ZM180 24V25H181ZM45 25H42V27H44ZM69 25H71L72 26V24H69ZM73 25H76V24H73ZM120 25H122V24H120ZM128 25V24H127ZM127 25H125V26H127ZM161 25V24H160ZM168 25V24H167ZM147 26V25H146ZM145 26V27H146ZM164 26H166V25H164ZM169 26V25H168ZM182 26H184V25H181V27ZM6 27V26H5ZM30 27V26H29ZM70 27V26H69ZM74 27V26H73ZM113 27V26H112ZM111 27V28H112ZM45 28V27H44ZM63 28V29H64ZM127 28V27H126ZM129 28H133V26L132 27H128V30H129ZM137 28V27H136ZM149 28V27H148ZM179 28H180V26H179ZM5 29V28H4ZM47 29V28H46ZM72 29V28H71ZM134 29V28H133ZM132 29V30H133ZM165 29V28H164ZM9 30H10V28H9ZM66 30H67V28H66ZM72 30H74V31H76L75 29H72ZM80 30V29H79ZM103 30V29H102ZM107 30V29H106ZM125 30V29H124ZM183 30H185V28L183 29ZM230 30V29H229ZM7 31V30H6ZM49 31V32H50ZM62 31V32H61ZM68 31H70V30H68ZM73 31V32H74ZM117 31V30H116ZM161 31V30H160ZM166 31V30H165ZM164 31V32H165ZM180 31V30H179ZM227 31V30H226ZM231 32H232V30H230ZM1 32V31H0ZM32 32V31H31ZM61 32V34L58 36L57 34H59ZM102 32V31H101ZM126 32V31H125ZM130 32V31H129ZM129 32H126V33H129ZM167 32V31H166ZM182 32V31H181ZM220 32V31H219ZM66 33V32H65ZM131 33V32H130ZM129 33V34H130ZM133 33V32H132ZM131 33V34H132ZM143 33V32H142ZM168 33V32H167ZM178 33V32H177ZM180 33V32H179ZM45 34H47V33H45ZM50 34H51V32L49 33V36H50ZM53 34V35H54ZM102 34V33H101ZM100 34V35H101ZM139 34V33H138ZM164 35V34H163ZM43 36H45V35H43ZM81 36V35H80ZM83 36V35H82ZM102 36V35H101ZM132 36V35H131ZM134 36V35H133ZM137 36V35H136ZM171 36H173V35H171ZM222 36V35H221ZM60 37H62V36H60ZM73 37V36H72ZM86 37V36H85ZM112 37H114V36H112ZM129 38H131L130 36H128ZM135 37V36H134ZM148 37V36H147ZM153 37V35L150 33L149 34V37H148V40H147V42L145 43V45H144V47L142 48V52L143 53H150L151 51H153V49L156 47V45H155V40H154V38H152ZM211 37V36H210ZM213 37V36H212ZM211 37V38H212ZM217 37V35L215 36V38ZM45 38V37H44ZM47 38V37H46ZM51 38H53V36H51L50 37V39ZM168 38H170V37H168ZM166 36H165V38H161L162 39V41H161V39H160V41H161V44H163L164 42H167V40H169ZM184 38V37H183ZM214 38V37H213ZM54 39V38H53ZM53 39H51V40H53ZM59 39V38H58ZM68 39V38H67ZM84 39V38H83ZM95 39V38H94ZM101 39V38H100ZM171 39V38H170ZM61 40V39H60ZM58 41V42H61V41ZM63 40V39H62ZM74 40V39H73ZM106 40V39H105ZM217 40H219V39H217ZM57 41L55 42V43H57ZM128 41V40H127ZM159 41V42H160ZM171 41H172V39H171ZM174 41V40H173ZM176 41V40H175ZM47 42V41H46ZM49 42H50V40H49ZM81 42V41H80ZM107 42V41H106ZM124 42V41H123ZM126 42V41H125ZM36 43H38V42H35V44ZM51 43V42H50ZM49 43V44H50ZM53 43H54V41H53ZM54 43V44H55ZM108 43H110V42H108ZM174 42H172V44H173ZM48 44V45H49ZM63 44V43H62ZM95 44V43H94ZM112 44V43H111ZM177 44V43H176ZM33 45V44H32ZM31 45V46H32ZM55 45H57V44H55ZM61 45V44H60ZM65 45V44H64ZM158 45V44H157ZM168 45V44H167ZM171 45V44H170ZM174 45V44H173ZM172 45V46H173ZM230 45V44H229ZM229 45H227V46H229ZM58 47H59V45H57ZM83 46V45H82ZM89 46V45H88ZM177 46V45H176ZM230 46H232V45H230ZM55 47L56 46H54V50H56L55 49ZM57 47V48H58ZM84 47V46H83ZM158 47H159V45H158ZM160 47H161V45H160ZM162 47H165V46H162ZM168 47H171V46H169L168 45ZM167 47V48H168ZM173 47H175V46H173ZM224 47V46H223ZM50 48H51V46H50ZM49 48V49H50ZM157 48V47H156ZM155 48V49H156ZM219 49V51H218V49ZM229 48V47H228ZM169 49V48H168ZM225 49V48H224ZM86 50V49H85ZM84 50V51H85ZM122 50V49H121ZM174 50V49H173ZM223 50V49H222ZM31 51V50H30ZM53 51V50H52ZM57 51V50H56ZM59 51V50H58ZM57 51V52H58ZM42 52V51H41ZM48 52V51H47ZM55 52V51H54ZM63 52V51H62ZM168 52V51H167ZM223 52V51H222ZM228 52V51H227ZM226 52V53H227ZM38 53V52H37ZM51 53H53V52H51ZM177 53V52H176ZM180 53V52H179ZM225 53V52H224ZM56 53H54V55H55ZM69 54V53H68ZM160 54V53H159ZM169 54H170V52H169ZM174 54V53H173ZM173 54H172V56H173ZM222 54V53H221ZM37 55V54H36ZM49 55H50V53H49ZM49 55H48V57H49ZM52 55V54H51ZM158 55V54H157ZM156 55V56H157ZM168 55V54H167ZM225 55V54H224ZM42 56H43V54H42ZM41 56V57H42ZM56 56H57V54H56ZM160 57L158 58V60H157V62H155V64H157V66H155V64H154V66L155 67H157V69L156 70H154V72H152L153 74L151 75L152 77L151 78H153V77H155L156 79H162V80H164V78H163V76H166V78L168 77H171V76H174V75H171V74H173L172 72H173V70H172V68H170L169 66V68L167 69V68H165L166 70H162L163 72H161V68H162V65H163V63H165V62H167V60L165 61V62H163L162 60H161V56L162 55H159ZM164 56V55H163ZM162 56V57H163ZM171 56V55H170ZM174 56H175V54H174ZM174 56H173V58H174ZM176 56H177V54H176ZM54 57V56H53ZM166 57V56H165ZM4 58V57H3ZM40 58V57H39ZM52 58V57H51ZM58 58V57H57ZM87 58V57H86ZM154 58H156V57H154ZM153 58V59H154ZM168 58V57H167ZM171 58V57H170ZM37 59H38V57H37ZM49 59V58H48ZM61 59V58H60ZM69 59V58H68ZM142 59H143V56L142 55H140V56H138V57H135L134 59H131L130 60V62H128L129 64H128V67H127V80H126V85H125V87L127 88V89H129V93H128V99H127V102H126V110L132 115V116H134V117H136V118H140V119H142V118H144V115L141 113V111H140V109H139V106H138V99H139V96L140 95H142V93H144L145 94V92H147L148 94L147 95H145V96H148V98L146 99V103H148V104H152V103H154V101H155V99H157L158 97H159V95L160 94H157V93H159V92H157L158 90H157V87H158V85H157V87H155V89L153 90L152 89V87H154V86H156V83H153L152 85H154V86H152L151 87V84H150V82L151 81H149V79H150V77H148L147 76V74L149 73H147V71L145 72V70H144V68H142V69H140V71H139V73L137 74V80H136V82H137V84L135 85V79L133 78V75H134V71H135V68H136V65L137 64H139V63H141V61H142ZM146 59V58H145ZM148 59V58H147ZM52 60V59H51ZM80 60V59H79ZM164 60H165V58H164ZM35 61V60H34ZM43 61V60H42ZM170 61H172L171 59H170ZM60 62V61H59ZM149 62V61H148ZM33 63V62H32ZM36 63V62H35ZM55 63V62H54ZM61 63H62V60H61ZM145 63V62H144ZM170 63V62H169ZM173 63H175V61L173 62ZM172 63V64H173ZM256 63H257V68H256V71H255V73H254V76H256L257 78H255L256 80H255V88L257 89V92H256V101L253 103V104H255L256 102H257V104L259 105V106H262V104L264 105V80L263 81H261L260 80V77L261 78H264V77H262V76H264V55H260V56H258L257 58H256ZM41 64H42V62H41ZM85 64V63H84ZM141 64H143V63H141ZM44 65H45V63H44ZM48 65V64H47ZM104 65V64H103ZM165 65V64H164ZM171 65V64H170ZM35 66V65H34ZM52 66V65H51ZM62 66V65H61ZM142 66H144V64L142 65ZM145 66H146V64H145ZM158 66H160L161 68H158ZM166 66V65H165ZM37 67H38V64H37ZM149 67V66H148ZM43 68V67H42ZM44 68H46L45 66H44ZM49 68H50V66H49ZM48 68V69H49ZM65 68V67H64ZM153 68V67H152ZM183 68V69H182ZM240 68V67H239ZM47 69V70H48ZM57 69H59V68H57ZM66 69V68H65ZM149 69V68H148ZM148 69H146V70H148ZM238 69V68H237ZM236 69V71H238ZM32 70V69H31ZM30 70V71H31ZM60 70H61V67H60ZM181 70H180V72H181ZM9 71V70H8ZM10 71H12V70H10ZM17 71V70H16ZM15 71V72H16ZM35 71V70H34ZM54 71H55V68H54ZM150 71V70H149ZM39 72V71H38ZM38 72H36V73H38ZM43 72V71H42ZM42 72H41V75H42ZM45 72V71H44ZM48 72V71H47ZM53 72V71H52ZM68 72V71H67ZM179 72V71H178ZM226 72H228L227 74H226ZM254 72V71H253ZM6 73V72H5ZM4 73V74H5ZM36 73H35V75H36ZM40 73V72H39ZM162 73H163V75H162ZM184 73V72H183ZM237 73V72H236ZM1 74V73H0ZM150 74V73H149ZM179 74V73H178ZM182 74V73H181ZM9 75H11L10 73H9ZM34 75V77L32 78L33 80H32V82H33V84L32 85H30L31 86V93H32V97L34 98L33 100H35V102L33 101V100H31V97L30 98H28L29 100H31V101H33V102H30L29 104L33 107V112L32 111H30L31 113H32V115L30 116V115H28L27 117L29 118V116H30V124H28L31 128H30V130H31V138L30 137H28V138H30V139H26V140H31L32 139V142L31 143H33V146H35L36 145V148H37V145L39 144L40 145V142L41 141H44L45 142V140H46V142H47V140L49 141V139L51 138V131H53V129H55L56 128V130H58V127H56V125H57V122L58 121H60L61 120V118L59 119L58 118V116L60 115V114H58V112H57V118H55L54 116H51L52 118H50L49 117V115L47 116L46 115V112L51 108H49L48 110H47V106H46V103L44 102V103H42V105H41V101L42 100H44V99H42V97L44 98V96L46 95V91H47V89L48 88H50L51 86H49V85H47V83L45 82V79H46V77H45V79H44V81H40L41 79L36 75L35 76ZM46 75V74H45ZM50 75H51V73H50ZM55 75V74H54ZM62 75V74H61ZM176 75V74H175ZM224 75V76H225ZM231 75V74H230ZM229 75V76H230ZM233 75V74H232ZM251 75H252V73H251ZM0 76H3L4 77V75H0ZM7 76V75H6ZM12 76H13V74H12ZM31 76V75H30ZM43 76V75H42ZM184 76V75H183ZM245 76H247L248 77V75H245ZM41 77V76H40ZM43 77V78H44ZM51 77V76H50ZM55 77H56V75H55ZM79 77V76H78ZM222 77V76H221ZM220 77V78H221ZM232 77H234V76H232ZM53 78V77H52ZM155 78L152 80V81H154L155 80ZM165 78V79H166ZM176 78H177V75H176ZM184 78V77H183ZM189 78V77H188ZM228 78V77H227ZM243 78V77H242ZM246 78V77H245ZM253 78V79H254ZM20 79V78H19ZM40 79V80H39ZM48 79V78H47ZM178 79V78H177ZM250 79V78H249ZM249 79H247V80H249ZM8 80V79H7ZM61 80V79H60ZM151 80V79H150ZM179 81H180V79H178ZM183 80V79H182ZM185 80V79H184ZM188 80V79H187ZM186 80V81H187ZM238 80V79H237ZM243 80V79H242ZM4 81V80H3ZM31 81V80H30ZM156 81H158V80H156ZM165 81V80H164ZM167 81V80H166ZM227 81H228V79H227ZM7 82V81H6ZM5 82V83H6ZM53 82V81H52ZM56 82V81H55ZM57 82H58V80H57ZM155 82V81H154ZM160 82V81H159ZM220 82H222V81H220ZM226 82V81H225ZM229 82V81H228ZM239 82V81H238ZM252 82V81H251ZM2 83V82H1ZM4 83V82H3ZM4 83V84H5ZM8 83V85H6V86H8V88L10 89L11 87H9V82H7ZM49 83V82H48ZM161 83V82H160ZM163 83V82H162ZM162 83L161 84H159V85H162ZM183 83V82H182ZM185 83H187V82H185ZM184 83V84H185ZM227 83V82H226ZM245 83V82H244ZM253 83V82H252ZM79 84V83H78ZM81 84V83H80ZM176 84V85H175ZM174 85L177 87V86H179L180 84H179V82L177 81V83H175ZM215 84V83H214ZM224 84V83H223ZM233 84V83H232ZM236 84V83H235ZM239 84H241V83H239ZM242 84H243V82H242ZM246 84V83H245ZM249 84H250V82H249ZM26 85V84H25ZM61 85V84H60ZM188 85V84H187ZM192 85V84H191ZM237 85V84H236ZM250 85H252V84H250ZM1 86V85H0ZM2 86H3V84H2ZM16 86V85H15ZM55 86V85H54ZM86 86V85H85ZM230 86V85H229ZM243 86H245V85H243ZM243 86H241V87H243ZM247 86V85H246ZM249 86V85H248ZM55 87H58L57 85L55 86ZM76 87H78V86H76ZM93 87V86H92ZM226 87V86H225ZM228 87V86H227ZM241 87H239V88H241ZM249 87H251V86H249ZM69 88H71V87H69ZM191 88H194L193 87V85H192V87ZM244 88V87H243ZM242 88V89H243ZM246 88V87H245ZM252 88V87H251ZM6 89V87L5 88H2V92H5L4 90ZM12 89H15V88H13L12 87ZM28 90H30V88H27ZM51 89V88H50ZM150 89L151 90H153V92H151L150 91ZM232 89V88H231ZM248 89V88H247ZM76 90V89H75ZM83 90V89H82ZM160 90H162L161 89V87H160ZM8 91V90H7ZM15 91H16V89H15ZM50 91H52V90H50ZM192 91V90H191ZM241 91V90H240ZM244 91V90H243ZM256 91V90H255ZM1 92V91H0ZM49 92V91H48ZM73 92V91H72ZM88 92V91H87ZM163 92H165V91H163ZM167 92V91H166ZM245 92V91H244ZM10 93H12L13 94V92H10ZM9 93V94H10ZM30 93V94H31ZM153 93V94H152ZM168 93V92H167ZM229 93V92H228ZM228 93H227V98H228V96H229V98H230V95H228ZM248 93V92H247ZM246 93V94H247ZM254 93V92H253ZM3 94V93H2ZM7 94V93H6ZM15 94V93H14ZM18 94V93H17ZM16 94V95H17ZM143 94V95H144ZM163 95H164V93H162ZM174 94V93H173ZM243 94V93H242ZM8 95V94H7ZM7 95H6V97H7ZM44 95V96H43ZM47 95H48V93H47ZM49 95H50V93H49ZM62 95V94H61ZM60 95V96H61ZM82 95V94H81ZM84 95V94H83ZM97 95V94H96ZM245 95V94H244ZM255 95V94H254ZM29 96V95H28ZM31 96V95H30ZM60 96H58V98H62V97H60ZM63 96V95H62ZM67 96V95H66ZM66 96H64V97H66ZM69 96V95H68ZM86 96V95H85ZM144 96V97H145ZM165 96V95H164ZM173 96V95H172ZM241 96V95H240ZM5 97V100L7 99ZM27 97V96H26ZM52 97V96H51ZM111 97V96H110ZM168 97H170V98H172L171 97V95L170 96H168ZM175 97V96H174ZM179 97V96H178ZM245 97V96H244ZM244 97H241L242 98V101H243V99H245ZM251 97V96H250ZM21 98V97H20ZM104 98H106V97H104ZM162 98V97H161ZM165 98V97H164ZM167 98V97H166ZM227 98H225V99H227ZM3 97H2V102H3ZM24 98H22V100H23ZM26 99V98H25ZM69 99H71L70 98V96H69ZM74 99V98H73ZM85 99V98H84ZM160 99V97L158 98V100ZM173 99V98H172ZM172 99H170V101L172 100ZM183 99V98H182ZM252 99V98H251ZM5 100H4V102H5ZM12 100V99H11ZM16 100V99H15ZM61 100V99H60ZM63 100V99H62ZM62 100H61V102H62ZM72 100V99H71ZM77 100V99H76ZM75 100V101H76ZM81 100V99H80ZM88 100V99H87ZM112 100V99H111ZM162 100V99H161ZM168 102H169V99L167 98L166 99ZM190 100V99H189ZM228 100V99H227ZM250 100V99H249ZM7 101V100H6ZM19 101V100H18ZM17 101V102H18ZM47 101V100H46ZM55 101V100H54ZM68 101V100H67ZM66 101V104L68 103L69 104V102H67ZM73 101V100H72ZM114 101V100H113ZM144 102H145V100H143ZM157 101V100H156ZM163 101H165V99H163ZM244 101H246V99L244 100ZM4 102H3V104H4ZM8 102L9 101H7V103L6 104H8ZM16 102V101H15ZM16 102V104H18ZM50 102V101H49ZM49 102H48V106H49ZM53 102V101H52ZM56 102H57V100H56ZM63 102H65V101H63ZM62 102V103H63ZM94 102V101H93ZM248 102L249 101H247V104H248ZM250 102H253L252 100L250 101ZM38 103L41 105V108L40 109H38L39 107L38 106H40V105H38ZM54 103V102H53ZM52 103V104H53ZM61 103V104H62ZM86 103V102H85ZM155 103H157V102H155ZM171 103V102H170ZM223 103V102H222ZM241 103V102H240ZM244 103V102H243ZM242 103V104H243ZM2 104V103H1ZM12 104V103H11ZM52 104L50 103V105L52 106ZM58 104V102L56 103V105ZM60 104V103H59ZM60 104V105H61ZM73 104V103H72ZM71 104V105H72ZM84 104V103H83ZM82 104V105H83ZM239 104V103H238ZM246 104V105H247ZM252 104V105H253ZM256 104V105H257ZM54 105H55V103H54ZM71 105H69L70 107H71ZM92 105V104H91ZM158 105H159V103H158ZM161 105V104H160ZM249 105V104H248ZM248 105H247V107H248ZM252 105H250L251 107H253ZM4 107L6 106V105H3ZM11 106V105H10ZM14 106H15V103H14ZM16 106H18V105H16ZM26 106V105H25ZM85 106V105H84ZM83 106V107H84ZM88 106V105H87ZM146 106V105H145ZM149 106V105H148ZM164 106V105H163ZM175 106L177 107V105H176V103H175ZM188 106V105H187ZM190 106V105H189ZM205 106H206V108H205ZM239 106H240V104H239ZM245 106V105H244ZM249 106V107H250ZM2 107V106H1ZM3 107V108H4ZM9 107V106H8ZM29 107V106H28ZM38 107V108H37ZM59 107V106H58ZM57 107V111L59 110V108ZM100 107V106H99ZM104 107V106H103ZM150 107V106H149ZM167 107H169L170 108V106H167ZM173 108H174V106H172ZM241 107H243V106H241ZM240 107V110L242 109ZM256 107V106H255ZM263 107V106H262ZM11 108V107H10ZM13 108H15V107H13ZM17 108H20V107H17ZM54 108V107H53ZM79 108V107H78ZM82 108V107H81ZM86 108V107H85ZM152 108V107H151ZM151 108H148V109H151ZM153 108H155L154 107V105H153ZM185 108H186V106H185ZM246 108V107H245ZM261 108V107H260ZM259 108V109H260ZM264 108V107H263ZM27 109V111H28V108H26ZM29 109H31V107L29 108ZM52 109V108H51ZM72 109V108H71ZM73 109H75V108H73ZM80 109V108H79ZM78 109V110H79ZM172 109V108H171ZM179 109V108H178ZM189 109H190V107H189ZM251 109V108H250ZM255 109V108H254ZM1 110V109H0ZM8 110V109H7ZM16 110V109H15ZM25 109H23V110H21V111H24ZM54 110V109H53ZM61 110V109H60ZM59 110V111H60ZM85 110V109H84ZM83 109H82V112L84 111ZM87 110V109H86ZM154 110V109H153ZM167 110V112H169L170 110H168L167 108H164V111H166ZM183 110V109H182ZM187 110V109H186ZM239 110V111H240ZM248 110H249V108H248ZM256 110V109H255ZM3 111V110H2ZM11 111V110H10ZM13 111V110H12ZM12 111H11V113H12ZM20 111V110H19ZM26 111V110H25ZM28 111V112H29ZM55 111H56V109H55ZM66 110L64 109V112H65ZM73 111V110H72ZM90 111V110H89ZM164 111H162V112H164ZM179 111V110H178ZM189 111V110H188ZM187 111V112H188ZM245 111V110H244ZM258 111V119H260L259 117H261V118H263L262 116V110H257ZM5 112H6V108H5ZM51 112V111H50ZM61 112V111H60ZM59 112V113H60ZM62 112H63V110H62ZM63 112V113H64ZM111 112V111H110ZM127 112V113H128ZM156 112V111H155ZM157 112H159V111H157ZM156 112V113H157ZM176 112V111H175ZM174 112V110H173V113H175ZM238 112V111H237ZM242 112V111H241ZM248 112V111H247ZM4 113V112H3ZM22 113H24V112H22ZM26 113L27 112H25V114H22V115H25L26 116ZM49 113V112H48ZM55 113V112H54ZM62 113V114H63ZM73 113L74 114H77V113H75L74 111H73ZM72 113V114H73ZM79 113H80V111H79ZM78 113V114H79ZM83 113H85V111L83 112ZM89 113V112H88ZM128 113V114H129ZM171 113H172V111H171ZM178 114H179V112H177ZM176 113V114H177ZM236 113V112H235ZM240 113V112H239ZM238 113V114H239ZM245 113V112H244ZM249 113H250V111H249ZM253 113V112H252ZM256 112H254L253 114H255ZM20 114V112L18 113V115ZM29 114V113H28ZM61 114V115H62ZM67 114V113H66ZM82 114V113H81ZM85 114H87V112L85 113ZM129 114V115H130ZM237 114V113H236ZM241 114V113H240ZM239 114V115H240ZM242 114H243V112H242ZM4 115H6V114H3V115H1V116H3V118H4ZM21 115V114H20ZM20 115L18 116L19 118H20ZM21 115V117H23ZM52 115V114H51ZM61 115L59 116V117H61ZM68 115V114H67ZM70 115V114H69ZM98 115V114H97ZM110 115V114H109ZM161 115V114H160ZM250 115V114H249ZM0 116V117H1ZM8 116V115H7ZM11 116V115H10ZM13 116H14V113H13ZM12 116V117H13ZM15 116H17L16 114H15ZM88 116H89V114H87L85 117H87L88 118ZM106 116V115H105ZM108 116V115H107ZM132 116H131V118H132ZM234 116H238V115H234ZM248 116V115H247ZM256 116H257V114H256ZM255 116V117H256ZM64 117H66V115L65 116H63L62 118H64ZM75 117V116H74ZM74 117H70L71 119L73 118V119H75ZM81 118V115L79 114V115H77V118ZM84 117V116H83ZM82 117V118H83ZM96 117V116H95ZM130 117V116H129ZM2 118V117H1ZM2 118V119H3ZM9 118V117H8ZM27 118V119H28ZM67 118V117H66ZM69 118V117H68ZM91 118V117H90ZM199 118H200V116H199ZM215 118H214V120H215ZM217 118V120H219ZM235 118V117H234ZM241 118V117H240ZM250 118V117H249ZM11 119V118H10ZM15 119V118H14ZM22 119V118H21ZM26 119V120H27ZM71 119H68L69 121L71 120ZM100 119V118H99ZM110 119V118H109ZM201 119V118H200ZM206 119H208V118H206ZM9 120V119H8ZM7 120V121H8ZM13 120V119H12ZM20 120V119H19ZM22 120H24V118L22 119ZM80 119H78L77 121H79ZM85 120V119H84ZM83 120V121H84ZM89 120V119H88ZM92 120V119H91ZM90 120V121H91ZM144 120V119H143ZM212 120H213V118H212ZM243 120H244V118H243ZM263 120V119H262ZM6 121V122H7ZM10 121V120H9ZM17 121H18V119H17ZM62 121V120H61ZM68 121V122H69ZM72 122H73V120H71ZM86 121H87V119H86ZM92 121H94V118H93V120ZM96 121V120H95ZM101 121V120H100ZM205 121V120H204ZM242 121V120H241ZM259 121V120H258ZM260 121H261V119H260ZM264 121V120H263ZM262 121V122H263ZM4 122V121H3ZM19 123H20V121H18ZM26 122H28V121H26ZM25 122V124H27ZM63 123H65V121H64V119H63V121H62ZM72 122H71V126H70V128L72 127ZM74 122H76L75 120H74ZM79 122H82V119H81V121H79ZM85 122V121H84ZM83 122V123H84ZM88 122V121H87ZM223 122V123H224ZM16 123V122H15ZM70 123V122H69ZM77 123V122H76ZM86 123V122H85ZM85 123H84V126H85ZM96 124H97V122H95ZM216 123V125L218 126V124L219 123H217V122H214V124ZM221 123H222V121H221ZM222 123V124H223ZM261 123V122H260ZM10 124V123H9ZM78 124V123H77ZM82 124V123H81ZM87 124V123H86ZM213 124V125H214ZM222 124H220V125H222ZM257 124H259V123H257ZM16 125H18V124H16ZM22 125H23V122H22ZM69 125V124H68ZM76 124H74V126H75ZM80 125V124H79ZM88 125V124H87ZM86 125V126H87ZM92 125H94L95 126V124H94V122H93V124ZM198 125V124H197ZM242 125V124H241ZM241 125H240V127H241ZM251 125H252V123H251ZM259 125H261V124H259ZM262 125H263V123H262ZM262 125H261V128H262ZM1 126H3V125H1ZM7 126H8V124L5 126V128H7ZM19 126H20V124H19ZM26 126V125H25ZM24 126V127H25ZM61 126V125H60ZM81 126H83V124L81 125ZM89 126H90V124L87 126L88 128H89ZM97 126V125H96ZM201 126V125H200ZM228 126V127H227ZM239 126V125H238ZM11 127V126H10ZM14 127V126H13ZM18 127V126H17ZM23 127V126H22ZM24 127L22 128V129H24ZM66 127H67V125H66ZM65 127V128H66ZM69 127V126H68ZM87 127H83L84 129L85 128H87ZM92 128H93V126H91ZM90 127V129L92 130V128ZM209 127V126H208ZM211 127V126H210ZM215 127V126H214ZM220 127V126H219ZM251 127V126H250ZM258 127V129H261V128H259V126H257ZM264 127V126H263ZM19 128V127H18ZM17 128V129H18ZM26 128V127H25ZM60 128H63V126L62 127H60ZM69 128V129H70ZM73 128V127H72ZM75 128V127H74ZM87 128V129H88ZM2 129H4V128H1L0 129V131L2 130ZM17 129H16V131H17ZM27 129V128H26ZM29 129V128H28ZM80 129V128H79ZM89 129V130H90ZM100 129V128H99ZM102 129V128H101ZM222 129V130H223ZM263 129V128H262ZM8 130H9V127H8ZM14 131H15V129H13ZM55 130V131H56ZM73 130H75V129H73ZM89 130H87V131H89ZM90 130V132L92 133V131ZM221 130V131H222ZM256 130V129H255ZM19 131H20V129H19ZM59 131H61V130H59ZM58 131V132H59ZM63 131V130H62ZM65 132L67 131V130H64ZM68 131H70V130H68ZM76 131V130H75ZM74 131V132H75ZM77 131H78V129H77ZM80 131H82V130H80ZM80 131H78V133L77 134H79L80 133ZM86 131V132H87ZM208 131V130H207ZM214 131V130H213ZM245 131V130H244ZM258 131V130H257ZM261 131V132H260ZM9 132V131H8ZM21 133H22V131H20ZM20 132H15V134H14V136H16L15 137V139L16 138H19V137H17L19 134L18 133H20ZM64 132V133H65ZM72 132V131H71ZM73 132V133H74ZM168 132V131H167ZM255 132V131H254ZM259 132L260 133H258L259 135H258V139H259V142H258V144H259V150L257 151L256 150V158H255V160L257 159V161H256V163H257V170L259 169V172H258V176H257V179L259 180V182H258V185H257V188H256V191H255V201H254V204L256 203V205H257V207L256 208H253L251 211H246V209L245 210H243V211H246V212H243V215H244V217H246L245 215L246 214H250L251 212L253 213V214H257L258 216L257 217H253L252 216V213H251V215L250 216H252L253 217V219H252V217L251 218H249L248 217V215H247V218H243L244 219V221L245 220H247V221H245L246 223L244 224V222H243V228L245 229V230H247V232H248V230H253V229H256L258 232L260 231V232H264V179H262V175L264 174V171H263V173H261L262 172V170H264V132L262 131V130H259ZM18 135H17V134ZM30 133V132H29ZM55 133V132H54ZM67 133V132H66ZM73 133H71L72 135H73ZM83 133H84V131H83ZM202 133V132H201ZM204 133V132H203ZM207 133V132H206ZM205 133V134H206ZM257 133V132H256ZM0 134H4L3 132H1ZM7 134V133H6ZM75 134V133H74ZM77 134H75V136L77 135ZM221 134H222V132H221ZM247 134V133H246ZM12 135V134H11ZM21 135H23V133L21 134ZM27 135V134H26ZM29 135V134H28ZM55 135H57V138H58V133L57 134H55ZM71 135V136H72ZM80 135V134H79ZM87 135V134H86ZM108 135V134H107ZM257 135V134H256ZM20 136V135H19ZM62 136H64V135H62ZM66 136V135H65ZM64 136V137H65ZM222 136V135H221ZM4 137H6V136H4ZM3 137V138H4ZM13 137V136H12ZM60 137H61V135H60ZM70 137V136H69ZM78 137V136H77ZM80 137V139H81V136H79ZM78 137V138H79ZM82 137H84V134H83V136ZM90 137H91V135H90ZM165 137H166V131H161L160 133H159V135L157 134L156 135V137L154 138V141L152 142V144H150V150H151V152H150V154H151V160L156 164V166L152 169V171H151V175H150V181H149V185H148V194L151 196L150 197V199L152 198V200L154 201V203H155V205H158V214L160 215V227H159V230H160V232L159 233H161V235H160V240H159V253H161V252H163V251H165L166 249H167V247H168V245H169V236H168V230H169V227H170V224H169V222L171 221L170 220V207L168 206V204L165 202V200H163L164 198V196L162 197V194L163 193H161V192H163V191H161V187H162V184H163V181H164V172H166L167 171V169L166 168H163V163H161L160 161H162L161 160V158H164L163 156L161 157V153H162V151H164L163 149H164V147H163V142L165 141ZM207 137V136H206ZM210 137V136H209ZM2 138V137H1ZM0 138V139H1ZM8 138V137H7ZM26 138V137H25ZM53 138H55V137H53ZM52 138V139H53ZM56 138V139H57ZM67 138V137H66ZM65 138V139H66ZM74 138V137H73ZM73 138H71V139H73ZM76 138V137H75ZM245 138V137H244ZM247 138V137H246ZM14 139V138H13ZM60 139V138H59ZM62 139H63V137H62ZM61 139V140H62ZM84 139V138H83ZM219 139V138H218ZM257 139V140H258ZM2 140V139H1ZM5 140V139H4ZM7 140V139H6ZM21 140V139H20ZM26 140H24V141H26ZM51 140V139H50ZM70 140V139H69ZM227 140V141H228ZM23 141V139H22V142H24ZM67 141V140H66ZM71 141V140H70ZM75 141V140H74ZM82 141V142H81ZM214 138H210V139H207V140H203V141H195V140H193V141H191V143H190V148H199V149H205V148H210L212 145H214L213 143H214ZM4 142V141H3ZM21 142V141H20ZM45 142V144H48V143H46ZM50 143H51V141H49ZM73 142V141H72ZM80 142H81V144L80 145H82L83 144V140L81 139L80 140ZM85 142V141H84ZM89 142V141H88ZM93 142V141H92ZM233 142V143H234ZM8 143V142H7ZM6 143V144H7ZM13 143H14V140H13ZM16 143H18V141L16 142ZM27 143L28 142H25V145L27 146ZM60 144V142H58V140H54V143H51L52 145H51V147L53 146V152H52V154L54 155V153H56V151L59 149V144ZM61 143H64V142H61ZM70 143V142H69ZM76 143H78V140H77V142ZM220 143H221V141H220ZM9 144V143H8ZM22 143H20V145H21ZM29 144V143H28ZM43 145H45L44 143H42ZM66 144V143H65ZM71 144V143H70ZM1 145H2V143H1ZM23 145V144H22ZM21 145V146H22ZM42 145V146H43ZM63 145V144H62ZM78 145V144H77ZM76 145V146H77ZM230 145V144H229ZM7 146V145H6ZM9 146V145H8ZM19 146V145H18ZM29 146H32V144L31 145H29ZM46 146V145H45ZM49 146V145H48ZM65 146H67V145H65ZM64 146V147H65ZM70 146V145H69ZM254 146V145H253ZM13 147V146H12ZM14 147H16V146H14ZM28 147V146H27ZM40 148H41V146H39ZM62 147V146H61ZM72 147H74V146H72ZM78 147H80V148H82L81 146H79L78 145ZM77 147V148H78ZM241 147V146H240ZM257 147H258V145H257ZM3 149H4V146L2 147ZM9 148V147H8ZM20 149H18L17 148V151L18 150H21V147H19ZM22 148H23V146H22ZM43 148V147H42ZM41 148V149H42ZM47 148V147H46ZM69 148H71V147H69ZM68 148V149H69ZM247 148V147H246ZM2 149V150H3ZM7 149V148H6ZM11 149V148H10ZM9 149V151H11ZM14 149V148H13ZM23 149H26L27 150V148H23ZM62 149V148H61ZM66 149V148H65ZM75 149V148H74ZM29 150H31V149H29ZM33 150H34V148H33ZM49 150H51V149H49ZM67 150V149H66ZM65 150V151H66ZM251 150V149H250ZM254 150V149H253ZM5 151V150H4ZM13 151V150H12ZM40 151V150H39ZM42 151H44V149L42 150ZM45 151H47V150H45ZM52 151V150H51ZM60 151V150H59ZM71 151V150H70ZM72 151H75V150H72ZM80 151V150H79ZM18 152H20V151H18ZM34 152V151H33ZM78 151H76V153H77ZM89 152V151H88ZM252 152V151H251ZM255 152V151H254ZM16 153V152H15ZM14 153V154H15ZM24 153V152H23ZM45 153V152H44ZM44 153H42V154H44ZM48 153H49V151H48ZM48 153H46V154H48ZM61 153H62V151H61ZM61 153H58V154H61ZM74 153V152H73ZM230 153H232V152H229V154ZM5 154V153H4ZM4 154H2L1 155V158H0V166L1 167H5V166H7V167H9V172H13V167L12 166H10V162H8L7 161V159H6V157L5 158H3L4 156ZM11 154V153H10ZM34 154H35V152H34ZM37 154H38V152H37ZM51 154V153H50ZM70 154H71V152H70ZM70 154L68 153V154H66L67 156H68V158H69V156H70ZM234 154V153H233ZM244 154V153H243ZM255 154V153H254ZM17 154H15V155H12V156H16ZM23 155V154H22ZM25 155V154H24ZM55 155H57V154H55ZM63 155V154H62ZM75 155V154H74ZM87 155V154H86ZM246 155V154H245ZM251 155V154H250ZM3 156V157H2ZM8 156V155H7ZM20 156H21V154H20ZM26 156H27V151H26ZM36 156V155H35ZM39 156V155H38ZM38 156H37V158H38ZM44 156V155H43ZM45 156H47V155H45ZM230 156H232V155H230ZM238 156V155H237ZM237 156H235V157H237ZM240 156H242V155H240ZM74 157V156H73ZM229 157V156H228ZM30 158V157H29ZM43 157H41V159H42ZM48 158H49V155H48ZM51 158L53 159L54 157L52 156V157H50V160H51ZM59 158V157H58ZM65 158V157H64ZM244 158V157H243ZM248 158V157H247ZM11 159V158H10ZM17 158H15V160H16ZM25 159V158H24ZM23 159V160H24ZM31 159V158H30ZM45 159V158H44ZM62 159V158H61ZM238 159V158H237ZM20 160V159H19ZM25 160H29L28 159V157L25 159ZM32 161L33 160H36V158L35 159H31ZM49 160V159H48ZM57 160H59V159H57ZM64 159H62V161H63ZM68 160V159H67ZM70 160V159H69ZM231 160H232V158H231ZM244 160V159H243ZM61 161V160H60ZM60 161H57L58 163L60 162ZM229 161V163L231 162L230 161V159L228 160ZM249 161H251V160H249ZM20 163H21V160L19 161ZM72 162H73V160H72ZM163 162V161H162ZM178 162V161H177ZM180 162V161H179ZM232 162L234 163V160H232ZM12 163V162H11ZM15 163V162H14ZM23 163V162H22ZM20 164V165H23V164ZM29 163V162H28ZM53 163V162H52ZM57 163V164H58ZM61 163H63V162H61ZM67 163H68V161H67ZM70 163V162H69ZM236 163H238L237 162V160H236ZM235 163V164H236ZM240 163V162H239ZM242 163V162H241ZM19 164V163H18ZM24 164H25V162H24ZM50 164L51 163H49L48 162V165L50 166ZM56 164V165H57ZM64 164H66V163H63V165ZM72 164H74V163H72ZM16 165V164H15ZM41 165V164H40ZM44 165V164H43ZM43 165H41V166H43ZM47 165V166H48ZM53 165V164H52ZM54 165H55V163H54ZM61 166L60 167H62V164H60ZM68 165V164H67ZM66 165V166H67ZM76 165V164H75ZM212 165V164H211ZM229 164H227V166H228ZM237 165V164H236ZM239 165H241V164H239ZM25 166V165H24ZM49 166H48V169H50L49 168ZM69 166V165H68ZM73 166V165H72ZM231 166V165H230ZM230 166H229V168H230ZM238 166V165H237ZM10 167H12V168H10ZM52 167V166H51ZM166 167V166H165ZM233 167V166H232ZM234 167H236V166H234ZM241 167V166H240ZM55 168V167H54ZM69 168V167H68ZM72 167H70V169H71ZM227 168V167H226ZM237 169H238V167H236ZM3 169V168H2ZM8 169V168H7ZM66 170H67V168H65ZM79 169V168H78ZM166 169V171H164ZM172 169V168H171ZM232 169V168H231ZM6 170V169H5ZM53 170H55V169H53ZM65 170V171H66ZM76 170V169H75ZM74 170V171H75ZM80 170V169H79ZM229 171H230V169H228ZM2 171V170H1ZM69 171V170H68ZM228 171V173H227V175L230 173ZM235 171H237V170H235ZM7 172V171H6ZM14 172H16L17 173V171H14ZM13 172V173H14ZM52 172V171H51ZM55 172V171H54ZM79 172V171H78ZM177 172V171H176ZM232 172V171H231ZM2 173H4V172H2ZM72 173V172H71ZM234 173H236V172H234ZM243 173V172H242ZM245 173V172H244ZM243 173V174H244ZM5 174V173H4ZM7 174H9V173H7ZM7 174H5V175H7ZM11 174V173H10ZM179 174V173H178ZM231 174V173H230ZM230 174H229V176H230ZM240 174V173H239ZM242 174V175H243ZM219 175V174H218ZM224 175V174H223ZM247 175V174H246ZM246 175H243L244 177L243 178H246L245 176ZM28 176H30V175H28ZM217 176V175H216ZM228 176V177H229ZM0 177H1V173H0ZM5 177V176H4ZM15 177V176H14ZM62 177V176H61ZM218 177V176H217ZM240 177V181H241V176H239ZM250 177V176H249ZM264 177V176H263ZM33 178V177H32ZM63 178H64V175H63ZM77 178V177H76ZM166 178V177H165ZM168 178V177H167ZM171 178V177H170ZM219 178V177H218ZM247 178H248V176H247ZM30 179V178H29ZM28 178H27V180H29ZM75 179V178H74ZM228 179V178H227ZM226 179V180H227ZM230 179H232V178H230ZM4 180V179H3ZM2 180V181H3ZM22 180V179H21ZM26 180V179H25ZM250 180V179H249ZM23 181H24V179H23ZM30 181V180H29ZM28 181V182H29ZM34 181V180H33ZM32 180L30 181V182H33ZM58 181V180H57ZM169 181V180H168ZM214 181H216V180H214ZM231 181V180H230ZM239 181V180H238ZM242 181H243V179H242ZM26 182V181H25ZM37 182V181H36ZM62 182V181H61ZM225 183H226V181H224ZM228 182V181H227ZM247 181H245V183H246ZM249 182H251V181H249ZM3 183V182H2ZM12 183V182H11ZM35 183V182H34ZM38 183H39V186H38V192H35L34 190H32L31 188L29 189V188H27L26 186L24 187L23 186V183H22V181H15L14 183H13V187H12V193H15V194H17V195H20V196H23V197H26L25 199H27V198H31V197H34V196H42V197H46L47 196V194H48V192L50 191V184L47 182V181H43V182H39L38 181ZM58 183V182H57ZM222 183V182H221ZM229 183V182H228ZM228 183H227V186H228ZM36 184V183H35ZM7 185V184H6ZM27 185V184H26ZM29 185V184H28ZM51 185H53V184H51ZM55 185V184H54ZM62 185H63V183H62ZM198 185V184H197ZM215 185V184H214ZM225 185V184H224ZM35 186V185H34ZM195 186V185H194ZM221 186V185H220ZM230 187H231V185H229ZM233 186V185H232ZM237 186V185H236ZM242 186V185H241ZM247 186V185H246ZM251 186V185H250ZM61 187H63V186H61ZM60 187V188H61ZM224 187V186H223ZM235 187V186H234ZM240 187V186H239ZM238 187V188H239ZM243 187V186H242ZM6 188H8V187H6ZM6 188H4V189H6ZM11 188V187H10ZM9 188V189H10ZM59 188V189H60ZM72 188V187H71ZM237 188V189H238ZM244 188H246V187H244ZM244 188H242V189H244ZM254 188V187H253ZM58 189V190H59ZM65 189V188H64ZM249 189V188H248ZM251 189V188H250ZM249 189V190H250ZM222 190V189H221ZM236 190V189H235ZM247 191L246 190V192L244 191V194H243V197H241L242 199H241V204H242V206H247V204H248V198H249V192L250 191ZM9 191V190H8ZM67 191V190H66ZM70 191V190H69ZM224 191V190H223ZM231 191H232V189H231ZM237 191V190H236ZM239 191V190H238ZM3 192V191H2ZM60 192V191H59ZM234 192V191H233ZM58 193V192H57ZM62 193V192H61ZM237 193V192H236ZM241 193H243V192H241ZM0 194H1V192H0ZM9 194V193H8ZM11 194V193H10ZM54 194V193H53ZM67 194H68V192H67ZM78 194V193H77ZM228 194V193H227ZM234 194V193H233ZM7 195V194H6ZM14 195V194H13ZM12 195V196H13ZM172 195V194H171ZM175 195V194H174ZM190 195V194H189ZM224 195H225V193H224ZM235 195V194H234ZM8 196H10V195H8ZM15 196V195H14ZM57 196V195H56ZM219 196H221V195H219ZM227 196H229V195H227ZM232 196V195H231ZM58 197H60V196H58ZM63 197V196H62ZM236 197V196H235ZM234 197V198H235ZM8 198H10V197H8ZM8 198L4 195V196H0V247H1V249H4V248H6L5 246L6 245H8V244H13L14 245V247H16V248H21V249H23L24 247H26V245H25V243H23L22 242V240H23V238H22V240H21V234H23L22 232L23 231H26L27 229V227H26V225L25 224H28V222H24V221H22V220H20V219H18L16 216H18V215H14V210H15V204H14V201L12 200V201H9L8 200ZM14 198V197H13ZM187 198V197H186ZM214 198V197H213ZM229 198H231V197H229ZM252 198V197H251ZM16 199V198H15ZM18 199H19V197H18ZM57 199V198H56ZM59 199V198H58ZM57 199V200H58ZM71 199H73V198H71ZM215 199H216V197H215ZM232 200H233V197L231 198ZM28 200V199H27ZM30 200V199H29ZM227 200V199H226ZM18 201H20V199L18 200ZM17 201V202H18ZM23 201V200H22ZM59 201V200H58ZM57 201V202H58ZM66 201V200H65ZM24 202V201H23ZM21 202L22 203V205H23V207L22 208H25L24 207V203H26V202ZM64 202V201H63ZM216 202H217V200H216ZM223 202V201H222ZM221 202V204H223ZM238 202V201H237ZM20 202H18V205L19 204H21ZM39 203V202H38ZM65 203V202H64ZM251 203H253V202H251ZM56 204V203H55ZM59 204H60V201H59ZM63 204V203H62ZM236 204V203H235ZM17 205V206H18ZM31 205V204H30ZM46 205V204H45ZM66 205V204H65ZM64 205V206H65ZM225 205V204H224ZM232 205H234V203H232ZM237 205V204H236ZM16 206V207H17ZM27 206H28V204H27ZM192 206V205H191ZM218 206V205H217ZM221 206V205H220ZM223 206V205H222ZM221 206V207H222ZM32 207V206H31ZM31 207H30V210H31ZM39 208L37 209V211H38V215L39 216H43V211H44V208H45V206H44V204H43V202H41V204H39V206H38ZM57 207V206H56ZM58 207H60V206H58ZM73 207V206H72ZM74 207H76V206H74ZM232 207V206H231ZM33 208H34V206H33ZM214 208V207H213ZM226 208H228V206L226 207ZM226 208H225V211H226ZM235 208V207H234ZM244 208V207H243ZM17 209V208H16ZM53 209H56V208H54V206H53ZM59 209H61V207L59 208ZM62 209H63V206H62ZM64 209H67L66 207H64ZM228 209H230V207L228 208ZM239 209V207L237 208V210ZM21 210V209H20ZM22 210H24V209H22ZM26 210V209H25ZM29 210V211H30ZM33 210V209H32ZM31 210V211H32ZM36 210V209H35ZM51 210V209H50ZM73 210H75V211H72L74 214H76L75 212H77L78 213V211H79V208H78V210L76 211V209H73ZM232 210V209H231ZM234 210V209H233ZM236 210V209H235ZM234 210V211H235ZM236 210V211H237ZM28 210H27V212H29ZM52 211V210H51ZM55 211V210H54ZM71 211V210H70ZM222 211H224V210H222ZM235 211V212H236ZM21 212V211H20ZM42 212V213H41ZM53 212V211H52ZM57 213H56V215H55V218L51 221V220H48L50 223H49V226H48V232H49V234H50V231H51V234H50V236H49V239H48V246H47V244H45L46 245V248L47 247H54L55 246V244L57 243V242H59V238L57 237L58 235H57V232L55 233V228L56 227H60V228H65L66 226H67V224H68V220H67V215H69V214H67V213H65V211L64 210H57L56 211ZM67 212H69V209H68V211ZM72 212H71V214H70V216L72 215ZM210 212V211H209ZM230 212V211H229ZM232 212V211H231ZM30 213V212H29ZM28 213V214H29ZM33 214H34V211L32 212ZM37 213V212H36ZM46 213H47V211H46ZM80 213V212H79ZM238 213H240L239 211H238ZM49 214V213H48ZM47 214V215H48ZM52 214V213H51ZM67 214V215H66ZM172 214V213H171ZM202 214V213H201ZM209 214V213H208ZM219 214H220V212H219ZM226 214V213H225ZM230 214V213H229ZM232 214L234 215V213H231L230 214V216L232 217ZM236 214H237V212H236ZM242 214V213H241ZM20 215H21V213H20ZM31 215V214H30ZM46 215V216H47ZM85 215V214H84ZM213 215V214H212ZM22 216V215H21ZM20 216V217H21ZM28 216V215H27ZM27 216H24L23 218H28ZM44 216H45V214H44ZM46 216L44 217V218H46ZM73 216V215H72ZM81 216V215H80ZM79 216V217H80ZM83 216V215H82ZM88 216V215H87ZM222 216V215H221ZM229 216V217H230ZM235 216V215H234ZM19 217V216H18ZM31 217V216H30ZM48 217V216H47ZM54 217V216H53ZM52 217V218H53ZM69 217V216H68ZM210 217H212V216H210ZM213 217H216V216H213ZM230 217V218H231ZM34 218V217H33ZM37 218H38V216H37ZM51 218V217H50ZM51 218V219H52ZM182 218V217H181ZM224 218V217H223ZM30 219V218H29ZM172 219V218H171ZM221 219V218H220ZM232 219V218H231ZM231 219H230V223H231ZM240 219V218H239ZM23 220H25V219H23ZM34 221H35V218L33 219ZM37 220V219H36ZM39 221H37V222H39L40 223V219H38ZM77 220V219H76ZM82 220V219H81ZM222 220V219H221ZM223 220H225V219H223ZM227 220H228V218H227ZM25 221H27V220H25ZM31 221V220H30ZM43 221V220H42ZM48 221H46V222H48ZM70 221V220H69ZM83 221L84 222H82V223H80V224H77V225H79L78 227H81L82 229H89L88 227H89V225L88 224H86L85 223V220L83 219ZM211 221V220H210ZM229 221V220H228ZM236 219L235 220H233L232 221V224L231 225H227V224H224V223H226V221L225 222H223V223H219V224H217L216 225V228L218 229V230H229V231H232V230H234V228L236 227ZM36 222V223H37ZM76 222V221H75ZM198 222V221H197ZM238 222V221H237ZM32 222H30V224H31ZM79 223V222H78ZM241 223V222H240ZM29 224V225H30ZM34 224V223H33ZM198 224V223H197ZM209 225V226H211L210 225V223L209 222H207V220H204V218L203 219H200V223L198 224V226H203V225ZM28 225V226H29ZM38 226H39V224H37ZM47 225V224H46ZM76 225V224H75ZM76 225V226H77ZM240 225H242V224H240ZM44 226V225H43ZM91 226V225H90ZM26 227V228H25ZM29 227H32V226H29ZM28 227V228H29ZM42 227V226H41ZM69 227V226H68ZM73 227H75V226H73ZM193 227V226H192ZM40 228V227H39ZM70 228V227H69ZM76 228V227H75ZM242 228V227H241ZM26 229V230H25ZM30 229V228H29ZM41 229V228H40ZM40 229H37L38 231L37 232H39V230ZM44 229H45V227H44ZM43 229V230H44ZM193 229V228H192ZM237 229V228H236ZM56 230H57V228H56ZM63 230V229H62ZM66 230V229H65ZM65 230H63V231H65ZM75 230V229H74ZM90 230V229H89ZM243 230V229H242ZM255 230V231H256ZM30 231V230H29ZM32 231V230H31ZM42 231V230H41ZM54 231V232H53ZM78 231V230H77ZM235 231V230H234ZM33 232V231H32ZM45 232H46V229H45ZM44 232V233H45ZM60 232V231H59ZM66 232V231H65ZM70 232V231H69ZM85 232V231H84ZM227 232V231H226ZM244 232V231H243ZM250 232V231H249ZM248 232V233H249ZM260 232H259V234H260ZM62 233V232H61ZM71 233H73V232H71ZM78 233V232H77ZM81 232L79 231V234H80ZM83 233V232H82ZM81 233V234H82ZM202 233V232H201ZM228 233V232H227ZM236 233H238V232H236ZM254 233V232H253ZM24 234H26L25 232H24ZM24 234H23V237H24ZM39 234V233H38ZM64 234V233H63ZM69 234V233H68ZM181 233H179V235H180ZM193 234V233H192ZM220 234V233H219ZM218 234V235H219ZM238 234H240V233H238ZM243 234V236H244V234H246V233H242ZM241 234V235H242ZM257 233H255V235H256ZM28 235V234H27ZM27 235H26V238H27ZM41 235H43V233L41 234ZM66 235V234H65ZM73 235V234H72ZM75 235V234H74ZM87 235V234H86ZM182 235V234H181ZM226 235V234H225ZM248 235V234H247ZM247 235H245V237L247 236ZM249 235H251V234H249ZM254 235V234H253ZM261 235H263L262 233H261ZM39 236V235H38ZM70 236V235H69ZM68 236V237H69ZM81 236H83V235H80V237ZM210 236V235H209ZM216 236V235H215ZM214 235H213V237H207L208 238V240H210V241H218V243L219 244H222L224 247H231L232 245H234V244H238L239 243V239H235V240H231L230 238H228V239H226L225 238V236H224V234L222 235V237H224L226 240H224L223 238H219V237H215ZM229 237H231L230 235H228ZM238 236V235H237ZM237 236H235L234 237V235L232 236V237H234V238H236ZM242 236V237H243ZM29 237H30V235H29ZM32 237V236H31ZM43 237V236H42ZM66 237V236H65ZM85 237V236H84ZM182 237V236H181ZM239 237H241L240 235H239ZM241 237V238H242ZM244 237V238H245ZM251 237V236H250ZM256 237H257V235H256ZM259 237V236H258ZM257 237V238H258ZM74 238V237H73ZM178 238V237H177ZM193 238V237H192ZM197 238V237H196ZM233 238V239H234ZM252 238V237H251ZM260 238H262V236L260 237ZM28 239V238H27ZM34 239V238H33ZM46 239H47V237H46ZM159 239V238H158ZM182 239V238H181ZM223 239V240H222ZM230 239V240H229ZM249 239V238H248ZM32 240V239H31ZM35 240V239H34ZM39 240V239H38ZM37 240V241H38ZM61 240V239H60ZM73 240H75V239H73ZM207 240V239H206ZM208 240H207V242H208ZM229 240V241H228ZM245 240V239H244ZM253 240V239H252ZM33 241V240H32ZM40 241H41V238H40ZM39 241V242H40ZM70 241H72V240H70ZM158 241V240H157ZM156 241V242H157ZM241 241H243V239H241ZM259 241V240H258ZM257 241V242H258ZM263 241H264V239H263ZM35 242V241H34ZM44 242V241H43ZM77 242V244L78 245H84V243H83V241L82 240H77L76 241ZM206 242V243H207ZM215 242V243H216ZM262 242V241H261ZM41 243V242H40ZM72 243V242H71ZM214 243V244H215ZM241 243V242H240ZM239 243V244H240ZM245 243H247V242H245ZM244 243V244H245ZM254 243V242H253ZM256 243V242H255ZM260 243V242H259ZM258 243V244H259ZM27 244V243H26ZM32 244V243H31ZM171 244V243H170ZM211 244V243H210ZM213 244V243H212ZM213 244V245H214ZM219 244H216V248L219 250V248L218 247H220V246H217V245H219ZM248 244V243H247ZM247 244H245V245H247ZM252 244V243H251ZM260 244H263L264 245V242H262V243H260ZM259 244V245H260ZM25 245V246H24ZM33 245V244H32ZM37 245H39L40 246V244L39 243H37ZM221 245V246H222ZM11 246V245H10ZM30 247H31V245H29ZM209 246H211V245H209V242H208V248H209ZM222 246V247H223ZM236 246H238V245H236ZM240 246H242V245H240ZM251 246H253V244L251 245ZM250 245H249V247H251ZM261 246V245H260ZM33 248H34V246H32ZM56 247V246H55ZM234 247V246H233ZM242 247H244V246H242ZM248 247V246H247ZM264 247V246H263ZM9 248V247H8ZM13 248V247H12ZM41 248L43 249V247L41 246ZM211 248V247H210ZM213 248H215V246L213 247L212 246V249ZM239 248H241V247H239ZM261 249H262V246L260 247ZM260 248H254L253 247V249H255V250H257V249H260ZM11 249V248H10ZM17 249V250H18ZM28 249V248H27ZM37 249V248H36ZM42 249H41V251H42ZM44 249H45V247H44ZM225 249H227V248H225ZM230 249H234L235 250V248H230ZM229 249V250H230ZM237 249H238V247H237ZM242 249V248H241ZM240 249V250H241ZM248 249V248H247ZM260 249V250H261ZM8 250V249H7ZM31 250V249H30ZM33 250V249H32ZM31 250V251H32ZM47 250V249H46ZM52 250H53V248H52ZM182 250H184V249H182ZM180 251L181 253L180 254H182L183 253V251ZM186 250V249H185ZM243 250V249H242ZM245 250V249H244ZM251 250V249H250ZM249 250V251H250ZM2 251V250H1ZM3 251H5V250H3ZM9 251V250H8ZM7 251V252H8ZM13 251H14V248H13ZM24 251V250H23ZM23 251H22V253H23ZM29 251V250H28ZM49 251H50V249H49ZM56 251H58V250H56ZM179 251V250H178ZM177 251V252H178ZM212 251H215L214 249L212 250ZM217 251V250H216ZM222 251V250H221ZM221 251H219V252H217L218 254H220L221 253ZM227 251H228V249H227ZM231 251V250H230ZM237 251V250H236ZM247 251V250H246ZM11 252V251H10ZM232 252H235V251H232ZM232 252H228L229 254L230 253H232ZM238 252V251H237ZM241 251H239V253H240ZM259 252V251H258ZM3 253V252H2ZM27 253V252H26ZM25 253V254H26ZM43 253H46V252H44L43 251ZM52 253V252H51ZM179 253V252H178ZM186 253V252H185ZM216 253V254H217ZM223 253H224V251H223ZM222 253V254H223ZM226 254V256L227 255H229V254ZM4 254V253H3ZM5 254H6V252H5ZM10 254V253H9ZM18 254H20V253H18ZM18 254L16 253V256H18ZM31 254H33V252L31 253ZM35 254L36 255H39L40 253H39V251L37 250V251H35ZM46 254H48V253H46ZM213 254H214V252H213ZM217 254V255H218ZM218 255V258L220 257L221 258V256L223 257L224 256V254L223 255ZM260 254V253H259ZM2 255V254H1ZM6 255H8V254H6ZM24 255V254H23ZM28 255H29V258H30V254H29V252H28ZM49 255V254H48ZM52 255V254H51ZM185 255V254H184ZM244 255V254H243ZM256 255V254H255ZM255 255H252V256H255ZM11 256V255H10ZM22 256V255H21ZM21 256H20V259H21ZM26 256V255H25ZM40 256V255H39ZM50 256V255H49ZM54 256V255H53ZM258 257H259V259H260V261L262 262V260H264V259H261V257H263V253L261 252V254H260V256L259 255H257ZM1 257V256H0ZM7 257H9V256H7ZM13 257V256H12ZM14 257H15V255H14ZM33 257V256H32ZM43 257V256H42ZM46 257V256H45ZM182 257H184V256H182ZM232 257V256H231ZM16 258V257H15ZM19 258V257H18ZM25 258V257H24ZM27 258H28V256H27ZM27 258L25 259V260H27ZM29 258H28V262L30 261L29 260ZM33 258H35V257H33ZM36 258H37V256H36ZM40 258V257H39ZM39 258H37V259H39ZM177 258H179V256H177ZM210 258V257H209ZM227 258H230V256H228V257H224L223 258V260L221 259L220 261H224V264H233L232 262H230V259H227ZM41 259V258H40ZM39 259V260H40ZM182 259V258H181ZM184 259V258H183ZM197 259V258H196ZM252 259H254V258H252ZM25 260H23V261H25ZM33 260V259H32ZM31 260V261H32ZM39 260H35V261H37V262H39ZM190 260H191V263L190 264H198L197 262H196V260L195 259H193V256H192V258H190ZM209 260H211V258L209 259ZM214 260V259H213ZM217 260V259H216ZM219 260V259H218ZM246 260V259H245ZM250 260V259H249ZM257 260V259H256ZM255 260V261H256ZM19 262H20V260H18ZM34 261V262H35ZM180 261V260H179ZM219 261V262H220ZM242 261H243V259H242ZM250 261H252V260H250ZM250 261H244L245 263H250ZM254 261V260H253ZM258 261V260H257ZM257 261H256V263H257ZM26 262V261H25ZM27 262V263H28ZM33 262V261H32ZM46 262V261H45ZM181 263H182V261H180ZM216 262H218V261H216ZM237 262V261H236ZM30 263V262H29ZM36 263V262H35ZM221 263V262H220ZM244 263V264H245ZM260 262L258 261V264H259ZM3 264V263H2ZM12 264H15V263H12ZM19 264V263H18ZM21 264V263H20ZM34 264V263H33ZM37 264V263H36ZM211 264V263H210ZM212 264H214V262L212 263ZM238 264H241V262H239ZM243 264V263H242ZM251 264V263H250ZM252 264H254V263H252ZM262 264V263H261Z\"/></svg>",
  "mask_w": 264,
  "mask_h": 264
},
{
  "label": "flooded vegetation",
  "instance_id": "obj_3",
  "mask_svg": "<svg viewBox=\"0 0 264 264\" xmlns=\"http://www.w3.org/2000/svg\"><path fill=\"white\" fill-rule=\"evenodd\" d=\"M182 87H186V84H184ZM237 113V114H236ZM234 113V115H238V116H234L235 119H236V122H237V119H239L240 117H243L244 114H238V112ZM206 115L207 117L210 116L209 113H206L204 114ZM248 115V116H247ZM245 115L246 116V119L244 121H241L239 119L238 123L239 124H242V123H245V124H250L251 123V120L253 119V121L255 122L256 121V117L254 114H247ZM206 117V118H207ZM250 117V118H249ZM201 118V119H200ZM200 118L199 116L198 117H191V119L188 120V122L191 124V134L195 133V134H203V132L205 133L207 130H210L211 127L210 125L213 123L212 121L206 119V118H203L201 115H200ZM205 120V121H204ZM235 123V122H234ZM198 124V125H197ZM201 125V126H200ZM220 125V124H218ZM209 126V127H208ZM237 127V126H236ZM241 129H242V133H247V134H252L254 133V130H250L248 127H244L243 125L241 126ZM221 127L217 128L215 131H213L214 134H218L220 135L221 132H223L224 130H222ZM245 130V131H244ZM202 132V133H201ZM220 145V144H218ZM216 154H225V149L224 148H216L215 151H214Z\"/></svg>",
  "mask_w": 264,
  "mask_h": 264
}]
</instances>
